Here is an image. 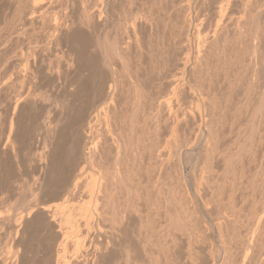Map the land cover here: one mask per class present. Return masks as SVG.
Wrapping results in <instances>:
<instances>
[{"label": "rangeland", "instance_id": "374dc122", "mask_svg": "<svg viewBox=\"0 0 264 264\" xmlns=\"http://www.w3.org/2000/svg\"><path fill=\"white\" fill-rule=\"evenodd\" d=\"M32 1L33 0H31V1L30 0H21V2H19V0H18V2H17L16 0H12V1L11 0H0V28H1L0 29V50H1L0 51V76H1L0 77V134H2V135H0V191H1L0 192V200L2 199L1 197H3V199H2L3 201L2 200L0 201V202H2V203H0V211L2 212V215H1L2 217H4V216L6 217L7 216L6 217V221H8V222L11 221L10 222L11 224L10 223L7 224V222L5 221V219L3 220V218L1 217L2 220H0V224H2V226L0 225V229H3V230H1L2 233L0 231V234H1L0 235V238L2 237L1 240H0V246H1L0 247L1 248L0 249V252H2V253L4 252L5 253V251H7V249L10 250V248H12V242H11L12 241V238L10 237V234L12 235L13 232L11 233L10 231L14 228V224L19 223V220L18 221L16 220L17 222L13 223L14 221L12 220V218L10 216L13 217V216L16 215L17 217L15 216L14 218L17 219L18 218V213L21 212L22 209H23V211L21 213L22 214L25 213L24 211H27V209L29 207L28 205H30L29 204L30 203V200L35 196V192L33 190L34 189V186H35V184L38 181L39 174H41V172H42V169L41 168L43 167V165H45L48 162V159L46 157L47 156L46 154H47V151L49 149V145L47 144V139H46L47 137L46 136H48L49 135V131L51 132V130L54 129L55 127H58V129L60 128L59 130L61 132L63 131L61 133V136L59 137V139L58 138L56 139L57 140L56 141L57 152H56V157H55V161H56L55 164L57 165V169L59 170V171L58 170L57 171H58V173L60 172L59 173V176H61V179H63L62 181H64V183H67L68 182L67 184H69L70 186H72V188H73L74 182L75 181H78L79 189H78V186H77L78 191L76 189L75 195L72 198H71V196L69 194L68 195L66 194V197L65 196H62L61 197V198L65 197L64 198L65 200L59 198V200L57 199V200H53V201L59 202L60 203V207H61V204H62L61 202H63V201L64 202L65 201H69V202L63 203V205L65 204L64 206L66 207V209L64 208L63 210L66 211L65 213H67V212L70 213L69 211H70V207H71V213L70 214H71V216L73 214V216L75 218L72 216L71 217L72 220L70 218V220H71L70 223L69 222L66 223V222H63V221L62 222L58 221V220H60V218H62V216H63L62 213L64 212L63 211L60 214L59 211L61 209H59V211H58L59 214L57 213V216H56L57 220H55V222H57V223H53V225H52V227H51L50 230L49 229L48 230L47 229H42L40 226H36V225L33 226V228L32 227L29 228V227H26V225L24 223L20 224V225L24 226V227H22V229L25 228V227L28 228V229L25 228V230H23V233H24L23 234L24 235V246L23 247L26 249L25 250L26 253H25V256H24L23 261H20L19 260L20 262L17 261L18 263L15 262L16 264H42V263L45 264L43 261H45L46 258L50 260V261H48V264L49 263L52 264L56 259L58 260V258L56 256L58 255V257H59V254H60L61 250L62 251L64 250L63 248H65L64 251H67L65 253H68L69 250L71 252H73V249H74V248L72 249V246L74 247V243L73 242H75L77 239H79V240H82V239L83 240H91V242L93 243V245H95L97 243L95 245L96 248L97 247L103 248V246H104V248L105 247L107 248V249L105 248L106 251H109V252H113L114 251V259H116L115 261H117V264H124L125 259H124L123 254L121 255V253L123 251L121 250V248H119V246L121 247V245L122 246H126V245H129L131 243H135V242H137V239H140V240H144V239H153V240H155L156 239L158 241H162L163 240L162 238L165 237V235H166V233L165 234H162V232H166V231L160 232L161 233V235H160L158 229L161 228V226H162L161 224H163L162 221L164 220L163 222H165V220L167 219L166 213L163 214V212H164L163 204L160 202V204L158 205L159 208H158V210L156 212L153 209H150L151 207L147 206L145 204V201L143 199L140 200V201H137V195H135V193H136V188H135L136 187L135 186L136 185V182H141L140 185H139V187H138V188H140V189H138V191L140 190L141 193L143 192L142 193V194H144L143 197L145 196V193H146L145 190L146 189H144V188H145V181H146V178H147L146 177V174H147L146 173V171H147L146 167L148 166V163H156V165H157V163L160 164L161 161H162V163L160 165L159 164L157 165V168H159V169L162 168L161 170L156 169V170H158V172L155 170L152 173L151 172H148V173L151 175V177H154V176L155 177L156 176L160 177L159 180L160 181L163 180L162 182L165 183L166 186L169 185V184L171 185V187L168 186L167 188L171 192V193L170 192L169 193H170V195H172L171 196L172 199L174 198L173 201L174 202L176 201V203H178V204H176L177 205V208H178L177 209L178 212L179 211L185 212V213H182L183 215H186V213H189V215H188L189 217H191V216L194 217L195 214H199L200 212H203L204 211L203 212L204 215H205L204 217H206V218L204 219V217H203V219H204L203 220V226H204V228L206 230H203L204 228L202 226V233L205 232L204 234L206 236L203 234L202 237H204L206 239V241L205 240L204 241L202 240L203 244H202V251H201V253L203 254L204 257L206 256L205 259H206V263L207 264H211L209 262L212 261L215 258L214 256L217 254L218 251H220L221 254H224V253L226 254L227 251H228L227 255L229 257H230V255L232 253L233 256L232 255L231 256L233 258H234V256L238 257L237 260H236V257L234 258V261L231 260L232 262L237 261V263L235 262V263H232V264H238L240 262L239 261L240 258H243V256L245 255V252L243 253V251L246 250V254H251V252H252L251 249H250V251H248L249 248L247 247V243L243 242L244 240L246 241V239H245L246 237L249 238L251 235H252L251 238H249L246 242H248V241H250L252 239L251 242L252 241L257 242V240L258 241L263 240V241H260V242H263L264 243V230H263L264 229V222H263L264 221V211H262L263 210V207H264V200H260V202H261L262 205H260V202L257 203V201H259V199H262L264 197L263 196L264 195L263 194L264 193V189H263L264 186H262V185H264L263 184L264 183L263 182V180H264L263 178L264 177L262 175H260V173H259V172L262 171L261 169L264 166V164H263L264 163V160H263L264 159V153H263L264 152V150H263L264 149V128H263L264 127V83H263L264 82V76H263L264 75V60L263 59L264 58H261V57H264V54H263L264 53V51H263V49H264V42H263L264 41V37H263L264 36V0H227V1L226 0H207V1L203 0L204 2L201 1V0H181L182 3L184 1H186V3L184 5H186L187 8H183L182 10H179L177 12V14L175 12H176V10H178V8L174 11L175 17L178 20L174 17V13H173V16L172 17L175 18L177 20V22H179L180 21V18H178V17H180V16L187 15V17L189 16L188 17L189 18L188 20H190V16H192L193 17V18L191 17V20L192 21H189L191 24H194L196 22L198 23L199 21H195L194 22V20H193L195 18L197 20V18H198V20H202L203 21L202 23L204 24V26H203V24H202V26H203V29L205 30L204 31V30L200 29L201 30L200 33L203 32V35H205V36H203L202 34H200L197 37L194 34V36H196L197 39L198 38L200 39V40L198 39L200 42L199 41L198 42H195L196 41V40L194 41V38L195 37L193 36V34H190L189 33L190 36H188V39H189V41L187 42L188 45L185 44V45H187V47L189 48V50H188V48L185 49V46H182V43H180V41H179L180 44L178 43V41H177L178 38H176V40H174V42H171V40L168 39L169 36L167 38L164 37V36H162V35H165V34H168V33L167 32L164 33V34L162 33L163 31H161L162 30L161 29V25H158V28H157V30L158 29H161V30L156 31V32H158L157 34L155 32L154 34H152L149 37V35H150V28L147 25L146 26L143 25V22H142L141 19H137L136 20V24H138V25H136L135 28H134L137 34L138 33L139 34L141 33L140 35L138 34V36L140 38L138 36H136L137 39L135 38V32L133 31V29L131 30L130 27H129V25L131 26V24L129 22V19L132 18L133 14H135L133 12H132L133 14L130 13L131 10L133 9L132 11L136 12L138 10L136 8H139V6L143 5V2H139L140 0H137L138 2L135 1V0H134V2L132 0H130V1L127 0L128 2H126V0H124L125 3H128L126 5L127 6L129 5V7H127L125 5V3L123 2V0H111V1L109 0L110 1V5L108 4L109 6H107V8H109L107 10L108 13L107 12L105 13L107 16L105 14H103L106 17L107 22L105 24H103V25H102V23H99L100 22V19L103 22V20H102L103 18L102 17H100V18H99V16L98 17L97 16L95 17V18H97L99 20V22L97 20H95L94 17H92V19L94 18V21H92V19H90L91 21H88V18L86 17L88 13H85L84 14V12H86L87 9H89V11L92 13L91 10H93V6H94V4H92V3H94L93 0H91V1L90 0H54V1L52 0L53 2L51 0H38V1L37 0H34V1H36V2H34V4L36 3L37 6L36 5H33V2ZM142 1H146V0H142ZM147 1L145 2V4L143 6H141V9L139 8V10L136 13H139V11L143 9V7L146 8L147 3H148V5H150L149 2H152L153 0H151V1L149 0V2H147ZM164 1L167 2V0H164ZM178 1L179 0H177L175 3L176 4L179 3V2L181 3V1H179V2ZM188 1H189V3H188ZM37 2L39 3L40 7L38 6V3ZM131 2H132V6H131V4H129ZM158 2H157V4H160L161 0H160L159 3ZM219 2L222 3V4H223V2H226L225 4H227L226 14L227 13L228 14H227L226 17H227L228 20L225 18L226 19L225 22H227V23L225 24V29L226 30L224 29L226 32H224L222 30L226 34H224L222 31L220 32V35L222 37L220 38L218 36L220 38V40L217 38V40H219V42L218 41L214 42V40H210L209 41V44H210V47L211 48L210 47H208V48L206 47V46H209L207 43H206L207 45L204 44L203 48L205 47L204 48L206 50L205 51V50H203V48H199V47H201L203 45V43H202L201 40H204L205 38H208V36H209V38L211 37V35H208V34H210L209 33L210 32V29H212V27L214 26V24L217 21V18H218V16H217V14H218L217 13L218 12L217 6L220 5ZM140 3H142V4L139 5ZM153 3L155 4V6L157 5L154 1H153ZM153 3H151L152 4L151 5L152 8H151V6H148V8H146V11H144V10L143 11L144 12H147V9H150V10H154L155 9L156 10L157 6H159V8H157V9H159L158 11H161V8L160 7L162 6V8H163L165 6V5L164 6L163 5H157L156 8H154L153 7V5H154ZM23 4H24V7H23ZM90 4L93 5V6H91ZM161 4H165L163 2V0H162ZM25 5L28 8H32V9H33V7L31 5H33L34 7L36 6V7H35V9L32 10V9H28ZM14 6L16 7V9H15ZM17 6H19V8ZM228 6H229V8H228ZM22 7L24 8V10H23ZM47 7H49V8H47ZM122 7H123V9H122ZM42 8H44V9H42ZM130 8H132V9L130 10ZM11 9H12V11H11ZM38 9L40 10L41 13L39 12ZM125 9H126V11H125ZM17 10H19L20 13H22V14L18 13ZM22 10L25 12L26 15L24 14V12ZM36 10H37V14L39 16L36 14V12H35ZM42 10L43 11L45 10L44 14H42V12H43ZM129 10H130V12H129ZM188 10H189V12H188ZM14 11L17 12L18 15L20 14L22 17L21 16L18 17L17 13L15 15L14 14L15 13ZM32 11L35 12L36 15L33 13V15L30 16V14H31ZM26 12H30V13L28 14ZM185 12L186 13L188 12V13L185 14ZM12 13L15 15V17H14V15H12ZM158 13L160 14V12H158ZM40 14H42L41 17H40ZM109 14H110V16H109ZM24 15H25V17H23ZM28 15L31 18L33 16V18L31 19L30 17H28ZM34 15L36 17H39V18L38 19L35 18ZM88 15H91V14L89 13ZM42 16H43V18H42ZM83 16H85V18ZM124 16H125V19H127V18H129V19L125 20L124 19ZM128 16H131V17H128ZM198 16H201V17H198ZM18 18H19V20H18ZM120 18L123 19V20H121ZM238 18H240V19H238ZM21 19L23 21H21ZM175 19H174V21L172 20L173 24L174 25L175 24L176 25L179 24V23H175L176 22ZM15 20H18V22L15 21ZM138 20L139 21L141 20L140 21L141 23H139ZM237 20L238 21L240 20V21L238 22ZM122 21H123V23H122ZM126 21L129 22L128 23L129 24L128 26L126 25L127 24ZM137 21H138V23H137ZM86 22H88V23H86ZM96 22H98V23H96ZM232 22H236V23H232ZM23 23H24V25H23ZM94 23H96V24H94ZM246 23H248V24H246ZM25 24H27V25H25ZM233 24H236V27ZM17 25H18V27H16ZM94 25H95V27H93ZM139 25H141L142 27H139ZM205 25H207V26H205ZM210 25H211V27H210ZM237 25L238 26L242 25V26H240L242 29L241 28L240 29L242 31L244 30L246 32L249 30L250 33L253 32V31H255L256 28L259 29V33H260L259 36H258L259 38H258V40L257 39L255 40V42L257 41L256 43L258 44V47L260 48V50H258V52H257L258 53V56H256L259 63L257 62V60H255L257 63L255 61H254L255 63L252 62V64H253L252 66L253 67H251V68H254V69H252V71L249 70L250 68L247 69V64L249 62L246 61V60H249L248 58H249L250 54L248 56L247 51L244 50V49H247V50L249 49L248 42L250 41V39H249V37H247L249 34L247 36L245 35L247 38L246 37H243L244 34L242 35V38L245 41L241 40L242 38L239 39V40L243 41L242 42L243 44L240 41L239 46H240V48H242V50H244L245 53L242 54L239 51V50H241V49H239V47L237 48V46H235V44H231V43H237V42H239V40H237V42H232V41H235V39L232 36H234V33L233 32L235 31V28L238 29ZM32 26H33V28H32ZM159 26H160V28H159ZM226 26H228V27H226ZM244 26H246V28ZM97 27H99V29H96ZM116 28H117V30H116ZM174 28H175V26H174ZM95 29H96V31L98 30V33L97 34L102 35V36H100L102 40H104V41L106 40L108 42L116 41L117 51L120 52V50H121V53H122V50L123 49H124L123 50L124 52L126 51L125 53L123 52V54H124L123 56H125V58H123L124 59V62H127L128 61L127 63H125V64H127V66L124 65L125 68H124V66H120L119 65V63L121 62V59L119 60L118 57H114L115 55H113L112 53H109V50H108V56H106V58H107L106 60H107V64H108V70H107V68H104V67L102 68V66L100 65V61H99L101 59L100 58L101 56H99L100 54L98 53L99 51L97 50L98 47H97L96 39L94 41H91L96 36H98L95 33L96 32ZM126 29H129V30H126ZM137 29H138V31H137ZM178 29H179V27H177V29L175 30V32L177 31L176 33L173 31L176 35L178 34ZM206 29H207L208 33H207ZM65 30H67V32ZM72 30H74V31H72ZM131 31H132V33H131ZM146 31H147V34H145ZM49 33H50V35H49ZM123 33H125V34L122 35ZM133 34H134V37H133ZM158 34H160L161 36L158 35ZM165 36H167V35H165ZM190 37H191V39H192V37H194L193 40H191ZM142 39L144 41H142ZM121 40L123 41L122 43H121ZM126 40H127V44L124 43V41L126 42ZM131 40H133V41H131ZM134 40L137 41V42H135ZM138 40H140V41H138ZM147 41H149L150 43L147 42ZM175 41H177V43H175ZM211 41L214 42L213 45H215V46H216V43L218 42L217 43V46L218 45L219 46L218 47L217 46L215 47V46L211 45V43H212ZM134 42L137 43L138 45L135 44ZM138 42H140V43H138ZM123 43H124V45H123ZM169 43L171 45H167ZM172 43H174L175 45H177V47L176 46H173L174 44H172ZM197 43H198V46H197ZM200 43H202V45ZM227 43H228V45H226ZM26 45H28V46L26 47ZM121 45L122 46H126L127 45V47L126 48L125 47L123 48ZM157 45H159V46H157ZM233 45L236 47V49L238 51V53H236L237 55H235L236 49L234 48ZM237 45H238V43H237ZM39 46L41 48H39ZM92 46H95V47H92ZM145 46H146V48H145ZM195 46H197L196 48H198V51L199 52L201 51L200 53H203L204 52V54H203V58L204 59H205L204 55L205 56L207 55L206 56L207 57L206 58L207 61L206 60H203V58H202L203 61L200 62L201 64H193V61H191V60H194L195 52H197V50H195ZM118 47L121 48V49L118 50L119 49ZM137 47L138 48L140 47V48L138 49ZM147 47H148V49H147ZM164 47H165V49H164ZM167 47H168V49H167ZM178 47H179V49H178ZM129 48H130V51L132 50L131 52L129 51ZM135 48H137V49H135ZM216 48H218V49H216ZM221 48H223V49H221ZM29 49H30V52L28 51ZM200 49H202L203 51L200 50ZM20 50L23 51V52L22 53L19 52ZM95 50H97V51H95ZM187 50L190 53L189 54L190 56H188V53H187V57H189L191 60H189V58H188V62L189 63L186 62V64L183 65L184 62H182V60L185 59V58H183L185 56V54L183 55V52H186ZM207 50H208V52H207ZM216 50L219 53H217ZM218 50H220V51H218ZM161 51H163V52H161ZM180 51H182V52H180ZM74 52H75V54H74ZM239 52H240V58H245V59L242 60L245 64L244 63L243 64L241 63V61H240L241 59L238 57ZM250 52L251 51H249V53ZM260 52H261V54H259ZM29 53H30V55H29ZM134 53H135V56H134ZM140 53L143 54V55H141ZM170 53H171V55H170ZM173 53H175V54H173ZM212 53H214V54H212ZM218 54H219V56H218ZM110 55L111 56L113 55L112 57L115 58V59H117V60L113 59ZM174 55H177V56L175 57ZM222 55H224V56L221 57ZM241 55H243V57ZM260 55H262V56L260 57ZM14 56H16V58ZM17 56H18V58H17ZM28 56H29V58H28ZM97 56L99 57V59H98ZM158 56H160L162 58V60ZM246 56H248V57H246ZM173 57H174V59H173ZM235 57H236V59H235ZM237 57L240 60H238ZM12 58H15V59H12ZM153 58H155V59H153ZM176 58H178V59H176ZM181 58H183V59H181ZM222 58H224L225 60L222 59ZM227 58H228V60H227ZM258 58L261 59V61H259ZM24 59H26V61ZM123 59H122V62H123ZM215 59H217V60L215 61ZM96 60H98V61H96ZM118 60L120 62H118ZM221 60L225 61V64L223 63V61L221 62ZM262 60H263V62H262ZM162 61L163 62L165 61L164 63L168 62V63H166V67L164 66L165 64L162 63ZM183 61H185V60H183ZM238 61H240V62H238ZM55 62H57V63H55ZM96 62H99L98 63L99 65L98 64L96 65ZM191 62H192V64H190ZM202 62L203 63L206 62V63L205 64H202ZM180 63H182V65H180ZM222 63H223V65H222ZM120 64H122V63H120ZM237 64L238 65H243V67L241 66L242 69H240L239 68L240 66L238 67ZM170 65H171V67H170ZM190 65H192V67L194 66L195 68L194 67L192 68ZM177 66H179V67H177ZM214 66H216V67H214ZM222 66H224V67H222ZM227 66L230 69H228ZM25 67H27V68H25ZM182 67L184 68V72L182 71V69H183ZM198 67H200V68H198ZM219 67H220V69H219ZM221 67L224 68L225 71L222 70ZM236 67L239 68V70H242V71L244 70L245 72H241V71L239 72V70H238L237 72H239L240 74L239 73L236 74V71H235L236 70L235 69ZM1 68H2V70H1ZM156 69L158 70V72H157ZM174 69H175V71H174ZM195 69H196V71H195ZM12 70L13 71L20 70L21 73L24 75L23 76V80H25V81H23V84H22V81H20V80H22L21 79L22 76H21L20 79L15 80L14 81V87H13L14 89H12V79L8 80L9 78H12ZM167 70H169L170 73ZM166 71H167V75H166ZM222 71L225 72L226 74L223 73ZM87 72H89V73H87ZM171 73H173L172 76L174 75L173 78H172V76L169 75ZM260 73H261V75H260ZM90 74L92 76H90ZM235 74L237 75V77L234 76ZM254 74H255V76H254ZM162 75L166 79H167V77L170 76L171 77V81L168 80V79H167L168 80L167 81L166 79H164L162 77ZM238 75H239V77H238ZM130 76H131V78H130ZM156 76H157V78H156ZM3 77L7 80V83H5L6 80ZM170 77H169V79H170ZM175 77L178 78V79H176ZM28 78H29V80H28ZM152 78H153V80H152ZM155 79H157V80H155ZM161 79H164V80H161ZM247 79H250V80H247ZM2 80L3 81L5 80V82H3L1 84ZM114 80H115V82H114ZM148 80H149V82H148ZM158 80H159V82L161 80L162 83L160 84L158 82ZM16 81L17 82L19 81V82L17 83ZM131 81L135 82L138 85V87H140L141 91L143 89L142 93L144 91L145 92L147 91V93H145V92L143 93L144 94L143 97L146 98V99L143 98L141 100V102L138 103V104H140V106L137 104L136 100H133V96L130 93L131 92V90H130L131 86H129V85H130V82ZM26 82H27V84H26ZM251 82H252V84H251ZM155 83H157L159 85L157 86V84L155 85ZM8 84L10 85V87H9ZM114 84H116V87H115ZM23 85H24V88L27 89L26 91H30L31 90L33 95L31 94L32 95L31 96L32 98H28L24 102L22 101L23 106L21 108V111L19 112L20 113V116H21V117L19 116V123L21 125L22 132L20 133V136H19L20 139H19V141L16 142V143H14L13 144V147L14 148H12V146H11L12 143L10 145V143H8L9 140L7 139L8 138V133H9L8 132L9 131V126L10 125L12 126V124H11L12 123V121H11L12 120V111H11L12 110L11 109L12 108V106H11L12 103L11 102L13 100L15 101V100L18 99L17 98V95H15V93L17 91H19L20 89L23 91ZM117 85H119V86H117ZM246 85H248V86H246ZM19 86H20V88H19ZM108 86H110V87H108ZM155 86H157V87H155ZM170 86L171 87L176 86L177 89H178V90L177 89L175 90L176 93L170 89L172 91V93H171L172 96L170 95V90H168L170 88ZM27 87H29V88H27ZM112 87H115L116 88L114 90V92H113V93H116V94H113V95L110 96L109 94L113 91L112 90L113 89ZM120 87H122V88H120ZM153 87H154V89H156L155 91H153L154 90ZM15 88H17L18 90L15 89ZM107 88H109V89H107ZM148 88H150V91H149ZM127 90H128V92H127ZM152 92H154V93H152ZM159 92L161 94L166 93V94L161 95L162 97L164 96L165 98H167L165 95H170V97L172 99H174L173 100V107H175V108H173V109L174 110L175 109L177 110V111L175 110V113H177L176 116L179 118V119L177 118V120H179V122L176 121V124L177 125L175 124V126H174L176 129L174 128L175 131L173 130L172 133H169V130L171 131V128H170L171 124L168 123V122H166V121H163V120H165L163 118V116L166 115V110H163L162 109L163 110V111L161 110L162 113L160 111V114H158L159 116L157 118V116H155V115L154 116H151V115H153L152 113L154 111L149 106L150 104H145V103H147V101L149 99V96L151 97V93H152V96H155V95H159ZM129 93H130V95L128 97V94ZM148 93H150V94L147 95ZM260 93H262L261 94L262 96L259 95ZM175 95H177V96H175ZM33 96L36 97V98H34ZM113 97H114V99H113ZM131 97H132V99H131ZM209 97L211 99H209ZM9 98H11V99H9ZM168 98H169V96H168ZM179 98H180V100H179ZM259 98H260L261 101H259ZM33 99H34V101H33ZM205 99H207V101ZM10 100H12V101H10ZM28 100L31 101V102H29ZM208 100H212L210 102L216 103L215 106L212 105L213 103L210 104ZM65 101H66V103H65ZM27 102H28V104H27ZM54 102H55L56 105L54 104ZM134 103L137 104V105H135ZM179 103L180 104L182 103L181 106L184 107V109H182V107L179 105ZM122 104H124V105H122ZM141 104H143V105H141ZM145 105H146V107H145ZM135 106L137 107V109H136ZM211 106H213L214 108L212 107L213 108L212 109ZM222 106H224V107H222ZM58 107H60V108H58ZM132 107H134V108H132ZM196 108H197V111H196ZM206 108H207L208 113L206 111ZM100 109H104V110L108 111L107 115L104 116V113H102L103 110L101 111ZM190 109H192V110H190ZM198 109L202 113H204L203 114L204 117H205V114H206V117L205 118L207 120L209 119V122H211L212 125L210 123H208V129L211 130L214 127V129L211 130V133H212V137H213V133L215 134V137H216V138L215 137L213 138L215 140V142H214V149H216L215 150L216 152L213 150V146H212L213 143H211L214 140L212 141V137L211 138H208V135H207L208 129H207V127L205 126L204 128H202V125H196V124H199V121H198L199 114L198 113L200 111ZM223 109H225L226 111L223 110ZM189 110L193 112V114H194L193 117H195V118H193L192 115H190L191 113L189 114ZM203 110H204V112H203ZM254 110H255V112H254ZM182 111H184V112L186 111V112L182 114ZM213 111H214V113H213ZM220 111H221V113H220ZM100 112L103 115H100ZM196 112H198V113H196ZM61 114H63V115L61 116ZM185 114H186V117H184ZM197 114H198V116H197ZM148 115L150 117H148ZM209 115H210V117H212L213 115H215V116H213L212 118H210ZM232 115H233V117H232ZM142 116L145 117L144 120H143V117ZM160 116H162V117H160ZM217 116H219V121H217L218 119H216V118H218ZM146 117H148L149 119L146 118ZM10 118H11V120H10L11 123L9 124L8 122H10L9 121ZM56 118L57 119L58 118H61V120H60L61 122L59 121V123H57V125H56V122H57ZM62 118H64V119H62ZM116 118H118V120ZM155 118H157V122L154 121ZM191 118H193V120ZM102 119H103V121H102ZM212 119H216V120H213V121H217V124L215 122H213ZM146 120H147V122L145 123ZM194 120L196 121V123H195ZM131 121L133 122V125H132V122ZM159 121H161V122H159ZM141 122H143V123H141ZM7 123L9 125H7ZM151 123H154V124H151ZM156 123H157V125H156ZM193 123H195L194 125L196 126L197 129L195 128V126L193 125ZM77 124H79V125L77 126ZM129 124L132 125L133 128L130 127V126H128ZM213 124H214V126H213ZM210 125L213 126V127L211 128ZM73 126H75V127H73ZM197 126H199V127H197ZM215 126H216V128H215ZM153 128H155V130L157 132L156 131H153ZM205 129H207V130L204 131ZM261 129H262V131H261ZM26 130H28V131H26ZM39 130H40V132H39ZM194 130H196L195 133H194ZM197 130H199V132ZM110 131H111V133H110ZM125 131H126V133H125ZM136 131H138V132H136ZM216 131H218V132H216ZM77 132H78V134H77ZM152 132L154 133L153 135H152ZM204 132H206V133H204ZM215 132L217 133V136H216V133ZM142 133H144L145 136ZM173 133H174V135H172ZM200 133H203V134L201 135ZM225 133H226V135H225ZM176 134H177V136H176ZM111 135L114 136V137H112ZM139 135L140 136L143 135L144 137L142 138V136H141L139 138ZM155 135H157V137ZM168 135H172V136H169L168 137ZM30 137H32V138H30ZM111 137L114 138V140H112ZM116 137H117V139L119 137V139L117 140ZM135 137H138V138L135 139ZM171 137H172V140H168L167 139V138L170 139ZM141 138H142V140H141ZM203 138L204 139L207 138L208 141L211 144V147H212L211 151H213V155H210V158L211 159L210 158L206 159V157L204 156L205 152H204V149L202 147H204V144H205V142H206L207 139L204 140ZM5 139L8 140L7 143H6ZM35 139H36V141H35ZM109 139H111L113 142L114 141H117L119 143L121 142L120 144H123V145L126 144L127 146H125V148H127V149H130V146H131V148L134 147L133 148L134 149L133 152H135V154H133V152H132V154L134 156L133 157L134 159L131 158L132 157V154L129 153L128 151L126 153H124V146L123 145H122V154L123 155L121 156V157H123V158H121V161H124L123 162L124 165L125 166H128V167L131 166L132 173L133 172L135 173V174H131V176H134L135 178L132 177V178L128 179V180H130V181L133 182L132 183V182L129 181V184L131 185V187L129 186V189L134 190V192L132 190L129 191V195L131 197L134 195L133 198H130V196H129V198H130L129 202L130 201H136V202H132V204L133 203H136L135 204L136 205L135 207H136L137 211L134 210L135 213H136L135 214V213L132 212V210H133L132 209L128 213V217H129L128 226H126V225L124 226V225H122V224L119 223V214H117V210H116V207H115V206L118 205L119 202H120V207L122 206L121 205V203H122L121 201H123V199L125 198V195H123V199H121L122 197H120L119 194H121L122 192L125 193L126 190L124 192V188L123 189H121L122 187L119 188L120 190L119 191L117 190L116 196L119 197L120 201L118 199L115 200V205H113V207L109 203L107 207L105 206V208H106L105 211L103 210L104 205H101V204H103L105 202V199L99 197V194L100 193H101L100 195L102 196V192L99 191V194H98V192L96 193V191L100 190V187H102V186L98 187L99 185H97V184H100V183L103 182V179H101L102 181L100 180V177H101L100 175L101 174H99L100 170H99L98 166L101 167L102 164L105 163V165H103L102 167L105 166L106 169H108L110 167V170H111V165L112 166L114 165V159H115V157H114L115 155L114 154L116 152H115L114 148L112 147V143L113 142H109ZM155 139L157 141H155ZM217 139H218V142H217ZM254 139H256V140H254ZM83 140H84L85 143L82 142ZM107 140H108L109 143H107ZM137 140H139V141L137 142ZM144 140L146 142H144ZM191 140H192V142H191ZM127 141H129V142L127 143ZM151 141L153 143L156 142L155 144H156V147L158 148L157 150H158V152H160V153L157 152V155L155 156L156 158H153L152 160L150 159L149 152H148V149H147V146L149 148V146L151 144H153ZM166 141H167V144H165ZM28 142H29V144H27ZM92 143H94V144L96 143L97 153L99 152L95 156L96 157L95 158L96 160L93 159V161L95 160V163L92 161L95 165L93 163H91L92 166L93 165L94 166H97V168L94 167V166L93 167L90 166L91 164L89 163V161H87L86 159H83L82 158L83 157L82 151L83 152H86L87 149H85V148L86 147H89V146L92 147L93 146ZM98 143H100V145ZM133 143L134 144H137V147L133 146L134 145ZM141 143L142 144H145V145H142ZM147 143H149L150 145H148ZM228 143L230 144V146H229ZM105 144H107V145H105ZM138 144H139V147H138ZM216 144H217V146H216ZM110 147H112V148L110 150H107ZM103 148H104V150H103L104 152H102V150H101ZM136 148L137 149L139 148V149L136 150ZM143 148H145V149L143 150ZM43 149H44V151H43ZM146 149H147V152H145ZM221 149H223V151H221ZM219 150L221 151V153H219V155H218L217 152ZM251 150L254 151V154L252 153L253 151H251ZM107 151H110V152H107ZM106 152L110 156L107 155ZM136 152L137 153L139 152V155L138 156H136L137 155ZM190 152L193 155H192L190 161L189 162H186L184 160V156L185 155H188L187 153L191 154ZM228 152H230V153H228ZM235 152L237 154H235ZM101 153H103V154H101ZM67 154H68V159H67ZM226 154H228V156H229V154L233 155V156L230 155V158H229L232 161H230L227 157H225V156H227ZM261 154H262V156H261ZM215 155H217V158H215ZM234 155H236V156H234ZM105 156L107 157V160H106ZM28 157H29V159H28ZM124 157H126V158L128 157V159H126ZM157 157H159V159H162V160L161 161L159 160V162H158ZM137 158H139V159H137ZM239 158H240V160H239ZM97 159L98 160L101 159L102 162H100L101 160L98 161ZM129 159H130V161H129ZM223 159H225V160L223 161ZM65 160H67V161L65 162ZM105 160H106L107 163L105 162ZM133 160H136V161L133 162ZM204 160H206L207 162L205 161V163L203 164ZM127 161L129 163H131V164L133 163V166L134 167H132V165L129 164V163L127 164ZM141 161L144 164L141 163V165H140V162ZM148 161H150V162H148ZM166 161H167V163H166ZM227 162H231V163H227ZM39 164H41V165H39ZM143 165L145 167H143ZM224 165L225 166L230 165V166H227L226 167L227 169L228 168L229 169L228 170H225L226 168H225ZM239 165H242V167H240ZM203 167H205V168H203ZM211 167H212V169H211ZM259 168H260L261 171L258 172ZM207 169L210 171V173H209V171ZM222 169H224L225 171H223ZM28 171H29V173H28ZM71 172H73V173H71ZM167 172H169V173H167ZM263 173H264V171H263ZM157 174H159V175H157ZM86 175H89V177L90 178L92 177V179H93V176L92 175H94V177H95V181L96 182L93 179V181H94L95 184H92L93 186L90 187V188L93 189V187L95 185L99 189H97L96 187H94V193L92 192V190L89 191L87 187L85 189L86 183H88L86 181L89 180V177L86 176ZM258 175H260V176H258ZM139 176H140V178H139ZM68 177H69L71 183L69 182ZM136 177H137V179H136ZM200 177H202V178H200ZM76 179H79V180H76ZM138 179H139V181H137ZM260 179H262V183L260 182ZM17 180L18 181H20V180H22V181L24 180L25 181L26 180L25 183L29 184L28 186H30V185L31 186H30V188L27 186L28 187L27 188L28 190L26 189L24 192H22V194L19 193L21 196H17L16 195L15 198L13 197L14 198L13 199L12 196H11L12 195V192L10 194L9 193H6L7 191H5V188L9 187L10 189H12V182L14 181L15 184L17 185L18 184V181ZM93 181H92V183H93ZM207 181H208V183H207ZM32 182H33V184H32ZM182 182H184L185 185ZM181 183L184 186H182ZM259 183H261L260 185L262 186V190L259 189V188H261V186L259 187ZM198 184H200V185H198ZM69 185H68V188L71 190V187H69ZM132 187H134V188H132ZM82 189H84V190H82ZM180 191H181V193H180ZM182 191H183V193L185 192L184 195L182 194ZM212 191H214V192H212ZM260 191H261V193H260ZM4 192H5V194H4ZM31 192H32V194L33 193L34 194L32 195ZM89 192L92 195H89L88 196ZM195 192H197L199 194L200 198L202 197V199H201L202 201L209 202V204L206 203V202L204 203L205 205H204L203 209L199 208V210H201V211H197L198 209L196 210L195 208H192L190 206V205H192V203L189 202V201L192 200V198H193L192 195ZM189 195H190L191 198L189 199V201H187L188 199H186V197L188 198ZM6 196H10V198H8ZM67 196L69 197V199H68ZM182 196H183L184 200H182L183 199ZM215 196L218 197V198H216ZM21 197H22V199H21ZM4 198H5V200H4ZM66 198H67V200H66ZM89 198H90V200H89ZM131 199H133V200H131ZM12 201L14 202V204H13ZM53 201H49V202L51 203ZM90 201H91V204H90ZM94 201H97L98 202L99 205L97 204V206H98V208L100 207L99 209H101V206H103L102 207V210L104 212V215L109 212V214H108L109 217L106 216L105 218H102L101 220H99L98 222H96V225L97 226L95 225V219L94 218H92V220L90 218V220H89V222H91V225H89L88 224L89 222H87L88 213L90 212L89 214L92 213V215H94L93 212H95V209L97 208V207L95 208L97 202L94 203L95 206L94 205L92 206V204H93ZM251 201H253V202H251ZM84 202L85 203L87 202V205L89 203V206H86V204ZM137 202H139V204H137ZM182 202H184L185 204L182 203ZM7 204H8V207L10 205L11 208L6 209V208H8L7 207ZM26 204H27V206H26ZM79 204H80V206H82V204H83V206L84 207L86 206V208L89 207V209L87 211L88 213L85 212V210H87V209H85L83 206H82V208L85 209V210L83 209L84 211L80 208L85 213V215L87 217L84 215V213L82 211H80L81 213L79 212L80 215L78 214V209H79L78 208L79 207L78 205ZM143 204H144V206H143ZM228 204H230V205H228ZM255 204H257V205H255ZM138 205H139V207H137ZM183 205H186V206H183ZM252 205L255 206V207H252ZM76 206H78V207H76ZM180 206H181V208L183 206V209H186V208L187 209L185 211H183V210L180 209ZM12 207H13V211H12ZM92 207H94V208H92ZM111 207H112V209H111ZM141 207H143V208H141ZM145 207L148 209L149 215H148L147 209H145ZM251 207L253 208V210L250 209ZM24 208H26V209L24 210ZM10 209H11V211H10ZM188 210H190V211H188ZM191 210H192V212H191ZM250 210H251V212H250ZM99 211H101V210H99ZM193 211H195L196 213L193 212ZM253 211H255L256 213L255 212L253 213ZM96 212H98V211L96 210ZM143 212H145V213H143ZM260 212H261V214L263 212V214H262V217L263 218L260 215H258V216H260V219H259V217L257 218L259 220L258 221L255 218L257 216H255L254 214L257 215V213H260ZM192 213L193 214L195 213V214L194 215H190ZM251 213H252V215H251ZM81 214H83L84 217H82ZM111 214H114L115 217H114V215H111ZM145 214L148 215V216H146ZM154 214H156L157 216L154 215ZM172 214H174V213H172ZM248 214H250L251 216L248 215ZM152 215H154V218H153ZM158 215H159V217H158ZM19 216H20V213H19ZM140 216H142V217H140ZM188 216L187 215L184 216L185 219L186 218H189ZM225 216H227V218H225ZM110 217L113 218V220H111ZM138 217L140 218V222H142V220L144 219L143 220V223H141L140 225H138V223H139V220H138L139 218ZM149 217H150V219L152 218L150 221H149ZM157 217H158V219H157ZM193 217H191V219ZM85 218H86V221H85ZM93 219H94V221H93ZM145 219H146V221H145ZM73 220H74V222L76 223L77 226H74V227L72 226L73 227L72 228L71 227V225H72L71 222ZM114 220L116 222H118V223L116 224V222ZM113 221H114L115 224L112 223ZM136 221H138V223ZM224 221H227V223L224 224L225 226L222 225ZM74 222H73V224H74ZM146 222H148L147 223L148 226H147ZM204 222H206V224ZM86 223L88 224V228L90 227L89 229H87V224ZM118 224H120V225L118 226ZM144 224H146V226L143 227L144 229L146 227L145 230L141 227ZM152 225H153V228H152ZM158 225H160V227ZM221 225H222V227H221ZM254 225L255 226L257 225V227L259 229H256V227ZM12 226H13V228H12ZM113 226L115 227V229H114ZM216 226H219V227H217L219 229H217ZM54 227H56V228H54ZM57 227L58 228L61 227V228L58 229ZM157 227H158V229H154V228H157ZM220 227H221V230H223L221 232L218 231V230H220ZM225 228H228V229H225ZM76 229H77V231H75ZM149 229L151 231L153 230L152 231L153 233L151 231L149 233ZM178 229H177V231H175V230L174 231L173 230L171 231V234H172L171 236L173 237V234H174L175 235L174 236L175 238H172L171 236H170V238L167 237V236L165 238L166 239H171V238L172 239H176L177 238L176 242L178 243V246L180 247V249H182V248H185V247H183L185 245V241H182V240H184V238L186 239V237H188L187 236L188 235V232L185 229H181L180 228L181 230L180 229L179 230L181 231V233H179L180 231H178ZM7 230L10 232L9 233V236L7 234V232H8ZM38 230H40V231H38ZM183 230L185 232H187L186 235H185V232H183L184 233V235H183V233H182ZM226 230H228V231H226ZM253 230H255V231H253ZM12 231H14V230H12ZM66 231L68 232V234H67ZM116 231H118V232H116ZM193 231L195 232V228H194ZM217 231L219 232V234H217L218 233ZM154 232H155V234H154ZM156 232H157V234H156ZM255 232H256V234L253 235V233H255ZM118 233H119V235H118ZM250 233H251V235H250ZM259 233H261V236H259L260 235ZM48 234H50V236ZM60 234H61V237H60ZM86 234H88V235H86ZM6 235L8 237H10V238H8ZM46 235H48V236H46ZM51 235H53V236H51ZM19 236H20V234H17V237L18 238H19ZM12 237H13V235H12ZM145 237H147V238H145ZM252 237H254V238H252ZM37 238L38 239L40 238V241H38ZM44 239H45V241H44ZM109 239H111V240L114 241L115 247H113V246L110 247V243H108ZM220 239H222L223 241L222 240L220 241ZM242 239H244V240H242ZM62 240L65 241V242H61ZM66 240H67V242H66ZM239 240H241V241H239ZM59 241H60V243H57ZM224 241H227V242H224ZM230 242H232V243H230ZM235 242L238 244V246H237V244L235 245ZM238 242H241V243L243 242V244H240L239 245ZM255 242H252V244L254 243V246L257 243H260V242H257V243H255ZM25 243H26V245H25ZM37 243H38V245H37ZM51 243H52V245H51ZM61 243H64L65 247H63V245H61ZM65 243H67V244H65ZM226 244H227V246H226ZM5 246L6 247H8V246L10 247L11 246V247L10 248L8 247L5 250L4 249V248H6ZM178 246L176 245V247H174L175 249L172 248L173 250H171V252H170L171 255H170L168 251L163 250L165 252L164 253L162 250H159V246H158V248H156L157 246L154 245V246L151 247L152 248L151 251L153 252L152 253L153 255L151 254L152 255L151 258H153V256H154V258L156 260L158 258L159 259H162V262L159 259L157 260L160 263H163L165 256H168V255L172 256V259H174L176 257L175 256L176 254L177 255L180 254V257L182 258L183 255H184L183 253L185 252L186 248H185V250L177 251L179 249ZM210 246H211V248H210ZM215 246L218 247L217 248L218 251L215 249L216 248ZM242 246H244V247L246 246L245 249H243L244 247L242 248ZM223 247H224V249L222 250ZM227 247H230L231 248L230 249L231 252L228 250L229 248H227ZM41 248H42V251H41ZM59 248H60V251H57V250H59ZM114 248H116L117 250H115ZM240 248L243 249V250H241ZM27 249H28V251H27ZM55 249H57V250H55ZM154 249L155 250L157 249V250L154 251ZM224 250L226 252H224ZM235 250H236V252H235ZM172 251H174V252H172ZM247 251H248V253H247ZM71 252H70V254H71ZM117 252H118V254H117ZM167 252H168V254H167ZM222 252H224V253H222ZM234 252L237 255H234ZM55 253L57 255H55ZM214 253H215V255H214ZM52 254H54V255H52ZM160 254H161V256H160ZM162 254L165 255V256H162ZM209 254H210V256H209ZM212 254H213V257L211 256ZM33 256H34V258H32ZM38 256L40 257V259L37 258ZM53 256H55V257L53 258ZM116 256L117 257H121L122 256V259L121 260L123 262L120 260V258H116ZM29 257H31L32 259H30ZM225 257H226V255H225ZM42 258H45V260L42 259ZM146 258L147 257L142 256V259H143L142 260V263L144 261H146V260H147L146 262L149 263L148 262V259H146ZM155 259H154V261H155ZM230 259H232V258L230 257ZM52 260H54V261H52ZM57 260H56V264H58ZM219 260L221 261L222 264L225 263L224 261H226V264H228V263L231 264V262H229V260H228V263H227V260H225L223 258L222 259H218L217 261L219 262ZM222 260H223V262H222ZM29 261H31V263ZM131 261H132V258L129 259V262L128 263L129 264H132ZM251 261H249L248 264H253L254 263V262H251ZM21 262H23V263H21ZM146 262H144V264H147ZM221 263H219V264H221ZM53 264H55V262Z\"/></svg>", "mask_w": 264, "mask_h": 264}, {"label": "bare ground", "instance_id": "6f19581e", "mask_svg": "<svg viewBox=\"0 0 264 264\" xmlns=\"http://www.w3.org/2000/svg\"><path fill=\"white\" fill-rule=\"evenodd\" d=\"M12 1V0H11ZM17 2H18V0H16ZM31 1V0H30ZM38 1V0H37ZM52 1V0H51ZM54 1V0H53ZM52 1V2H53ZM91 1V0H90ZM94 1V3H92V4H94V6L93 5H91V6H93V10H91L92 11V13L89 11V9H87V11L86 12H84V14L85 13H90L91 15H88L87 14V18H88V21H91L90 19H92V17H98L99 16V18L100 17H102L103 19V22L101 21V19H100V22H99V20L97 19V18H95V20H97L99 23H102V25L103 24H105L106 22H107V19H106V17L103 15V14H105L106 12H107V10L109 9V8H107V6H109L110 5V1L109 0H93ZM130 1V0H129ZM133 2H134V0H132ZM135 1H137V0H135ZM147 1V0H146ZM146 1H142V0H140L139 2H143V5L145 4V2ZM151 1V0H150ZM156 4H157V2L159 1L160 2V0H153ZM153 1L152 2H149V0L147 1V2H149L150 3V5H148V3H147V6H146V8H148V6H151L152 4L151 3H153ZM177 0H167V2L166 1H164L163 0V2L165 3V4H161V2H162V0H161V2H160V4H157V5H165L163 8H162V6L160 7L161 8V11H158L159 9H157V8H159V6H157V8H156V6H155V4L153 5V7L154 8H156V10L154 9V10H150V9H147V12H144V11H146V8L145 7H143V9L142 10H140L139 11V13H136L138 10H139V8L141 9V6H143V5H141L142 3H140L139 5H141V6H139V8H136V9H138L136 12H134V11H132L133 9L132 8H130V10H131V12H130V10H129V12L130 13H135V14H133V16H132V18H127V19H129V22H130V24H131V26L128 24L129 22H127L126 21V25L128 26L129 25V27H130V29L132 30L133 29V31L135 32V38L137 39V37L136 36H138V34L136 33V31H135V26L136 25H138V24H136V20L137 19H141L142 20V22H143V25H147V26H149V28H150V35H149V37L152 35V34H154L156 31H158V30H161V31H163L162 33L164 34V33H168V34H165V35H167V36H165V35H162V36H164V37H168V39L169 40H171V42H174V40H176V38H178V43H179V41H180V43H182V46H185V49H187L188 47H187V45H188V41H189V39H188V36H190L189 35V33L190 34H193V36H194V34L198 37L200 34H202L203 35V32L202 33H200L201 32V30L200 29H202V30H204L203 29V26H204V24L202 23L203 21L202 20H198V18H197V20H196V18L195 19H193L194 20V22L195 21H199L198 23L196 22V23H194V24H191L189 21H192L191 20V17L192 16H190V20H188L189 18V16L187 17V15H183V16H180V17H178V18H180V21L179 22H177V18L175 17V13L177 14V12L179 11V10H182L183 8H187V6L186 5H184L185 3H186V1H184L183 3H182V1L181 0H179V1H181V3L179 2V3H175ZM201 1H203V0H201ZM205 1H207V0H205ZM227 1V0H226ZM19 2H21V0H19ZM33 2V5H36V3L34 4V2H36V1H32ZM42 2V1H41ZM51 2V3H52ZM123 2H124V0H123ZM122 2V3H123ZM126 2H128L127 0H126ZM138 2V1H137ZM158 2V3H159ZM204 2V1H203ZM202 2V3H203ZM221 2V1H220ZM219 2V6H217V8H218V14H217V16H218V18H217V21H216V23L214 24V26L212 27V29H210V34H208V35H211V37L209 38V36H208V38H205L204 40H201L202 41V43H203V45H202V43H200L202 46L201 47H199V48H203V46H204V44H208L209 46H206L207 48L208 47H210V44H209V41L210 40H214V42H216V41H218L219 42V40H220V38L222 37L221 35H220V32L223 30L224 32H226L225 30V24L227 23V22H225V20L227 19V14H226V10H227V4H225L226 2H223V4L222 3H220ZM230 2V1H229ZM38 3V2H37ZM125 3V2H124ZM188 3H189V1H188ZM192 3V2H191ZM247 3V2H246ZM19 4V3H18ZM43 4V3H42ZM109 4V5H108ZM126 4H128V3H125V5ZM129 4H131V6H132V2L131 3H129ZM137 4V3H136ZM225 4V5H224ZM29 5V4H28ZM33 5H31L32 7H33V9H35V7L37 6H33ZM52 5V4H51ZM188 5V4H187ZM190 5V4H189ZM229 5V4H228ZM16 6V5H15ZM14 6V7H15ZM26 6V5H25ZM38 6L40 7V5H39V3H38ZM49 6V5H48ZM55 6V5H54ZM86 6V5H85ZM127 6V5H126ZM134 6V5H133ZM138 6V5H137ZM185 6V7H184ZM226 6V7H225ZM13 7V6H12ZM18 8H19V6H17ZM23 7H24V4H23ZM22 7V8H23ZM27 7V6H26ZM42 7V6H41ZM87 7V6H86ZM90 7V6H89ZM120 7V6H119ZM127 7H129V5L127 6ZM135 7V6H134ZM190 7V6H189ZM194 7V6H193ZM21 8V7H20ZM28 8V7H27ZM26 8V9H27ZM47 8H49V7H47ZM52 8V7H51ZM151 8H152V6H151ZM178 8V10H176ZM191 8V7H190ZM228 8H229V6H228ZM15 9H16V7H15ZM28 9H32V8H28ZM32 9V10H33ZM42 9H44V8H42ZM85 9V10H86ZM122 9H123V7H122ZM129 9V8H128ZM135 9V8H134ZM135 9V10H136ZM20 10V9H19ZM19 10H17V12L18 13H20V11ZM23 10H24V8H23ZM22 10V11H23ZM39 10V9H38ZM61 10V9H60ZM83 10V9H82ZM144 10V11H143ZM176 10V12L174 13V11ZM190 10V9H189ZM189 10H188V12H189ZM11 11H12V9H11ZM28 11V10H27ZM43 11V10H42ZM125 11H126V9H125ZM154 11V12H153ZM15 12V11H14ZM13 12V13H14ZM17 12H15L14 14L16 15V13ZM24 12V11H23ZM36 12V14H37V10L35 11ZM35 12H31V14H30V16L31 15H33V13L35 14ZM39 12H40V10H39ZM44 12H45V10L42 12V14H44ZM158 12H160V14L158 13ZM187 12V13H188ZM12 13V15H14ZM18 13H17V15H18ZM26 13H30V12H26ZM41 13V12H40ZM59 13V12H58ZM57 13V14H58ZM108 13V12H107ZM127 13V12H126ZM173 13H174V17L177 19H175V18H173L172 16H173ZM186 12H185V14H187ZM20 14H22V13H20ZM18 15V17L19 16H21V15ZM24 14H25V12H24ZM35 14V15H36ZM42 14H40V17H41V15ZM124 14V13H123ZM191 14V13H190ZM189 14V15H190ZM200 14V13H199ZM226 14V15H225ZM15 15H14V17H15ZM26 15V14H25ZM25 15L23 16V17H25ZM34 15V17L35 18H39V17H36ZM38 15V14H37ZM106 15V14H105ZM125 15V14H124ZM6 16V15H5ZM29 15H28V17H30ZM39 16V15H38ZM46 16V15H45ZM85 16H83L84 18H85ZM91 18H90V17ZM107 16V15H106ZM109 16H110V14H109ZM121 16V15H120ZM119 16V17H120ZM131 16H128V17H131ZM13 17V16H12ZM22 17V16H21ZM51 17V16H50ZM197 17V16H196ZM198 17H201V16H198ZM31 18V17H30ZM32 18H33V16H32ZM31 18V19H32ZM34 18V19H35ZM42 18H43V16H42ZM59 18V17H58ZM94 18L92 19V21H94ZM193 18V17H192ZM226 18V19H225ZM242 18V17H241ZM16 19V18H15ZM28 19V18H27ZM30 19V20H31ZM50 19V18H49ZM83 19V18H82ZM110 19V18H109ZM117 19V18H116ZM121 19V18H120ZM124 19H125V16H124ZM127 19H125V20H127ZM174 19H175V23H179V24H173V22H172V20L174 21ZM201 19V18H200ZM238 19H240V18H238ZM14 20V19H13ZM12 20V21H13ZM18 20H19V18H18ZM18 20H15V21H17L18 22ZM36 20V19H35ZM59 20V19H58ZM118 20V19H117ZM121 20H123V19H121ZM140 20V21H141ZM206 20V19H205ZM204 20V21H205ZM228 20V19H227ZM230 20V19H229ZM21 21H23L22 19H21ZM26 21V20H25ZM55 21V20H54ZM84 21V20H83ZM139 21V20H138ZM138 21H137V23H138ZM139 21V23H141ZM238 21V20H237ZM240 21V20H239ZM238 21V22H239ZM33 22V21H32ZM38 22V21H37ZM53 22V21H52ZM59 22V21H58ZM57 22V23H58ZM98 22H96V23H98ZM110 22V21H109ZM160 22V23H159ZM16 23V22H15ZM36 23V22H35ZM86 23H88V22H86ZM93 23V22H92ZM96 23H94V24H96ZM117 23V22H116ZM122 23H123V21H122ZM232 23H236V22H232ZM22 24V23H21ZM46 24V23H45ZM56 24V23H55ZM75 24V23H74ZM78 24V23H77ZM202 24H203V26H202ZM240 24V23H239ZM243 24V23H242ZM246 24H248V23H246ZM23 25H24V23H23ZM25 25H27V24H25ZM71 25V24H70ZM99 25V24H98ZM119 25V24H118ZM117 25V26H118ZM125 25V26H126ZM142 25V24H141ZM141 25H139V27H142ZM158 25H161V29H158L157 30V28H158ZM233 25H235V27H236V24H233ZM20 26V25H19ZM100 26V25H99ZM120 26V25H119ZM122 26V25H121ZM174 26H175V28H174ZM205 26H207V25H205ZM240 26H242V25H240ZM240 26H238L237 25V27H238V29L237 28H235V31L233 32L234 33V36H232L234 39H235V41H232V42H237V40H239V39H241L242 38V35L244 34V36L243 37H246L248 34V36L247 37H249V39H250V41L248 42V46H249V51H251L250 53H249V51L247 50V49H244L245 51H247V54H248V56H249V54H250V56H249V60H246L247 62H249L248 64H247V69L248 68H250L249 70L250 71H252V69H254V68H251V67H253L252 65V62H254L255 60H257V57L256 56H258V50H260V48L258 47V44L255 42V40L257 39L258 40V36H259V29H255V31H253V32H249V30L246 32V31H242L241 29V27ZM16 27H18V25L16 26ZM39 27V26H38ZM72 27V26H71ZM74 27V26H73ZM80 27V26H79ZM93 27H95V25L93 26ZM138 27V26H137ZM177 27H179V29H178V34L176 35L175 33L177 32H175V30L177 29ZM202 27V28H201ZM210 27H211V25H210ZM226 27H228V26H226ZM245 28H246V26H244ZM27 28V27H26ZM32 28H33V26H32ZM122 28V27H121ZM128 28V27H127ZM144 28V27H143ZM159 28H160V26H159ZM241 28V29H240ZM1 29V28H0ZM59 29V28H58ZM70 29V28H69ZM79 29V28H78ZM96 29H99V27H97ZM96 29H95V31H96ZM141 29V28H140ZM146 29V28H145ZM174 29V30H173ZM225 29V30H224ZM41 30V29H40ZM80 30V29H79ZM116 30H117V28H116ZM126 30H129V29H126ZM147 30V29H146ZM154 30V31H153ZM14 31V30H13ZM25 31V30H24ZM32 31V30H31ZM66 32H67V30H65ZM72 31H74V30H72ZM137 31H138V29H137ZM140 31V30H139ZM143 31V30H142ZM148 31V30H147ZM147 31L145 32V34H147ZM175 33H174V32ZM205 31V30H204ZM206 31H207V29H206ZM222 31V32H223ZM251 31V30H250ZM34 32V31H33ZM62 32V31H61ZM64 32V31H63ZM130 32V31H129ZM133 32V33H134ZM223 32V33H224ZM249 32V33H248ZM96 34L98 33V30L95 32ZM94 33V34H95ZM101 33V32H100ZM107 33V32H106ZM117 33V32H116ZM126 33V32H125ZM125 33H123L122 35H124ZM131 33H132V31H131ZM130 33V34H131ZM158 32H156V34H157ZM207 33H208V31H207ZM222 33V34H223ZM262 33V32H261ZM7 34V33H6ZM66 34V33H65ZM93 34V35H94ZM121 34V33H120ZM129 34V33H128ZM137 34V35H136ZM141 34V33H140ZM139 34V35H140ZM161 34V33H160ZM160 34H158V35H160ZM224 34H226V33H224ZM228 34V33H227ZM8 35V34H7ZM49 35H50V33H49ZM98 36H96L93 40H91V41H94L95 39H96V43H97V47H98V53L100 54L99 56H101L100 58V65L102 66V68L104 67V68H107V70H108V64H107V58H106V56H108V50H109V53H112L113 55H115L114 57H118L119 58V60L121 59V62L118 60V62H120V63H122V64H120L119 63V65L120 66H124V65H126L127 66V64H125V63H127V62H124V59L123 58H125V56H123L124 54H123V50H122V53H121V48H119L118 50H120V52L119 51H117V47H116V41H112V42H108V41H104V40H102L101 39V37L100 36H102V35H99V34H97ZM113 35V34H112ZM233 35V34H232ZM246 35V36H245ZM13 36V35H12ZM46 36V35H45ZM71 36V35H70ZM95 36V35H94ZM127 36V35H126ZM146 36V35H145ZM155 36V35H154ZM157 36V35H156ZM161 36V35H160ZM196 36H194L195 38H196ZM203 36H205V35H203ZM220 38H219V37ZM66 37V36H65ZM73 37V36H72ZM89 37V36H88ZM132 37V36H131ZM130 37V38H131ZM133 37H134V34H133ZM139 37V36H138ZM158 37V36H157ZM194 37H192V39H191V37H190V39L191 40H193V38ZM229 37V36H228ZM231 37V36H230ZM231 37V38H232ZM246 37V38H247ZM264 37V36H263ZM7 38V37H6ZM33 38V37H32ZM93 38V37H92ZM119 38V37H118ZM127 38V37H126ZM125 38V39H126ZM129 38V39H130ZM140 38V37H139ZM138 38V39H139ZM145 38V37H144ZM194 38V41L195 42H198L199 40L196 38L195 39ZM203 38V37H202ZM217 38L219 39V40H217ZM224 38V37H223ZM5 39V38H4ZM50 39V38H49ZM90 39V38H89ZM110 39V38H109ZM128 39V40H129ZM134 39V38H133ZM146 39V38H145ZM150 39V38H149ZM148 39V40H149ZM228 39V38H227ZM233 39V40H234ZM261 39V38H260ZM259 39V40H260ZM28 40V39H27ZM37 40V39H36ZM45 40V39H44ZM47 40V39H46ZM226 40V39H225ZM241 40H243V41H245L243 38L241 39ZM241 40H239V42H237L238 43V45H237V43H231V44H235V46H237V48L239 47V49H241V50H239L242 54L243 53H245L244 52V50H242V48H240V46H239V43H240V41ZM24 41V40H23ZM33 41V40H32ZM57 41V40H56ZM90 41V40H89ZM131 41H133V40H131ZM135 41V40H134ZM138 41H140V40H138ZM142 41H144L143 39H142ZM141 41V42H142ZM155 41V40H154ZM158 41V40H157ZM177 41H175V43H177ZM193 41V42H194ZM229 41V40H228ZM231 41V40H230ZM243 41H241V43L243 42ZM25 42V41H24ZM23 42V43H24ZM35 42V41H34ZM48 42V41H47ZM123 41L121 40V43H122ZM135 42H137V41H135ZM134 42V43H135ZM147 42H149V41H147ZM153 42V41H152ZM162 42V41H161ZM200 42V41H199ZM212 42V41H211ZM214 42H212L211 43V45H213V43ZM217 42V43H218ZM264 42V41H263ZM29 43V42H28ZM27 43V44H28ZM120 43V44H121ZM124 43H126L127 44V40H126V42L124 41ZM124 43H123V45H124ZM138 43H140V42H138ZM145 43V42H144ZM150 43V42H149ZM164 43V42H163ZM162 43V44H163ZM179 43V44H180ZM217 43H216V46H217ZM246 43V42H245ZM42 44V43H41ZM93 44V43H92ZM135 44H137V43H135ZM152 44V43H151ZM172 44H174V43H172ZM178 44V45H179ZM184 44V45H183ZM185 44H187V45H185ZM206 44V45H207ZM243 44V43H242ZM6 45V44H5ZM36 45V44H35ZM48 45V44H47ZM57 45V44H56ZM96 45V44H95ZM138 45V44H137ZM150 45V44H149ZM156 45V44H155ZM164 45V44H163ZM167 45H171L170 43L169 44H167ZM166 45V46H167ZM190 45V44H189ZM192 45V44H191ZM196 45V44H195ZM226 45H228V43L226 44ZM28 45H26V47H27ZM30 46V45H29ZM122 46V45H121ZM135 46V45H134ZM133 46V47H134ZM151 46V45H150ZM157 46H159V45H157ZM165 46V45H164ZM173 46H176L177 47V45H173ZM197 46H198V43H197ZM197 46H195V50H197V52H195V57H194V60H191L189 57H187V53H188V56H190L189 54V48H188V50L186 51V52H183V55L185 54V56L183 57V58H185V59H183V58H181V59H183V60H185V61H183L182 60V62H184L183 63V65L184 64H186V62H188V58H189V60H191V61H193V64H201L200 62L201 61H203V60H206V56L204 55V57H205V59L203 58V54H204V52L203 53H200L199 51H198V48H196ZM213 46H215V45H213ZM215 46V47H216ZM219 46V45H218ZM217 46V47H218ZM225 46V45H224ZM234 46V45H233ZM234 46V48L236 49V47ZM3 47V46H2ZM7 47V46H6ZM58 47V46H57ZM92 47H95V46H92ZM123 48L125 47H127V45L126 46H122ZM149 47V46H148ZM148 47H147V49H148ZM162 47V46H161ZM227 47V46H226ZM18 48V47H17ZM29 48V47H28ZM39 48H41L40 46H39ZM73 48V47H72ZM75 48V47H74ZM90 48V47H89ZM138 48V47H137ZM137 48H135V49H137ZM140 48V47H139ZM138 48V49H139ZM144 48V47H143ZM145 48H146V46H145ZM151 48V47H150ZM158 48V47H157ZM205 48V47H204ZM203 48V50H205ZM211 48V47H210ZM14 49V48H13ZM33 49V48H32ZM93 49V48H92ZM134 49V50H135ZM164 49H165V47H164ZM167 49H168V47H167ZM178 49H179V47H178ZM184 49V48H183ZM194 49V48H193ZM216 49H218V48H216ZM221 49H223V48H221ZM226 49V48H225ZM22 50V49H21ZM19 51V52H23V51ZM40 50V49H39ZM73 50V49H72ZM71 50V51H72ZM97 50H95V51H97ZM126 50V49H125ZM142 50V49H141ZM150 50V49H149ZM152 50V49H151ZM200 50H202V49H200ZM202 50V51H203ZM214 50V49H213ZM212 50V51H213ZM227 50V49H226ZM262 50V49H261ZM1 51V50H0ZM29 52H30V49L28 50ZM43 51V50H42ZM129 51H130V48H129ZM132 51V50H131ZM130 51V52H131ZM164 51V50H163ZM163 51H161V52H163ZM167 51V50H166ZM177 51V50H176ZM185 51V50H184ZM206 51V50H205ZM211 51V52H212ZM218 51H220V50H218ZM225 51V50H224ZM236 51H237V49H236ZM235 51V55H237L236 53H238V51L236 52ZM243 51V52H242ZM263 51H264V49H263ZM126 52V51H125ZM124 52V53H125ZM145 52V51H144ZM148 52V51H147ZM153 52V51H152ZM168 52V51H167ZM166 52V53H167ZM172 52V51H171ZM175 52V51H174ZM180 52H182V51H180ZM207 52H208V50H207ZM210 52V51H209ZM216 52H217V50H216ZM240 52H239V55H238V57L240 58ZM262 52V51H261ZM261 52L259 53V54H261ZM8 53V52H7ZM16 53V52H15ZM33 53V52H32ZM86 53V52H85ZM142 53V52H141ZM140 53V54H141ZM154 53V52H153ZM158 53V52H157ZM169 53V52H168ZM178 53V52H177ZM197 53V54H196ZM206 53V52H205ZM217 53H219V52H217ZM230 53V52H229ZM13 54V53H12ZM74 54H75V52H74ZM164 54V53H163ZM173 54H175V53H173ZM182 54V53H181ZM180 54V55H181ZM212 54H214V53H212ZM232 54V53H231ZM264 54V53H263ZM7 55V54H6ZM15 55V54H14ZM19 55V54H18ZM22 55V54H21ZM29 55H30V53H29ZM32 55V54H31ZM112 55V56H113ZM139 55V54H138ZM141 55H143V54H141ZM170 55H171V53H170ZM226 55V54H225ZM234 55V54H233ZM232 55V56H233ZM13 56V55H12ZM79 56V55H78ZM111 56V55H110ZM111 56V57H112ZM127 56V55H126ZM134 56H135V53H134ZM133 56V57H134ZM175 57L177 56V55H174ZM194 56V55H193ZM218 56H219V54H218ZM224 55H222L221 57H223ZM242 57H243V55H241ZM248 56H246V57H248ZM262 55H260V57H261ZM15 58H16V56H14ZM25 57V56H24ZM34 57V56H33ZM45 57V56H44ZM98 57V56H97ZM131 57V56H130ZM129 57V58H130ZM145 57V56H144ZM153 57V56H152ZM158 57H160V56H158ZM228 57V56H227ZM237 57V58H238ZM10 58V57H9ZM15 58H12V59H15ZM17 58H18V56H17ZM21 58V57H20ZM28 58H29V56H28ZM113 58V57H112ZM128 58V59H129ZM161 58V57H160ZM193 58V57H192ZM202 58H203V60H202ZM212 58V57H211ZM220 58V57H219ZM225 58V57H224ZM224 58H222V59H224ZM238 58V60H240L241 61V63L243 64L244 62L242 61L243 59H245V58H240L239 59ZM261 58H264V57H261ZM5 59V58H4ZM83 59V58H82ZM98 59H99V57H98ZM113 59H115V58H113ZM122 59H123V62H122ZM127 59V60H128ZM153 59H155V58H153ZM157 59V58H156ZM168 59V58H167ZM173 59H174V57H173ZM176 59H178V58H176ZM235 59H236V57H235ZM234 59V60H235ZM259 59V58H258ZM17 60V59H16ZM25 61H26V59H24ZM57 60V59H56ZM79 60V59H78ZM115 60H117V59H115ZM149 60V59H148ZM161 60H162V58H161ZM180 60V59H179ZM178 60V61H179ZM217 59H215V61H216ZM225 60V59H224ZM227 60H228V58H227ZM264 60V59H263ZM263 60H262V62H263ZM20 61V60H19ZM33 61V60H32ZM44 61V60H43ZM59 61V60H58ZM96 61H98V60H96ZM113 61V60H112ZM126 61V60H125ZM146 61V60H145ZM150 61V60H149ZM157 61V60H156ZM176 61V60H175ZM174 61V62H175ZM181 61V60H180ZM179 61V62H180ZM207 61V60H206ZM223 60H221V62H222ZM237 61V60H236ZM240 61H238V62H240ZM259 61H261V59H259ZM9 62V61H8ZM14 62V61H13ZM12 62V63H13ZM64 62V61H63ZM77 62V61H76ZM88 62V61H87ZM147 62V61H146ZM161 62V61H160ZM159 62V63H160ZM165 62V61H164ZM163 61H162V63H164ZM177 62V61H176ZM256 62V61H255ZM254 62V63H255ZM257 62H258V60H257ZM256 62V63H257ZM55 63H57V62H55ZM86 63V62H85ZM99 62H96V65L98 64ZM143 63V62H142ZM141 63V64H142ZM166 63H168V62H166ZM166 63H164L163 65L166 67ZM178 63V62H177ZM189 63V62H188ZM206 62H202V64H205ZM223 63L225 64V61H223ZM223 63H222V65H223ZM237 63V62H236ZM259 63V62H258ZM5 64V63H4ZM15 64V63H14ZM34 64V63H33ZM171 64V63H170ZM190 64H192V62L190 63ZM214 64V63H213ZM239 64V63H238ZM237 64V65H238ZM245 64V63H244ZM25 65V64H24ZM27 65V64H26ZM84 65V64H83ZM99 65V64H98ZM152 65V64H151ZM158 65V64H157ZM175 65V64H174ZM180 65H182V63H180ZM179 65V66H180ZM208 65V64H207ZM220 65V64H219ZM236 65V66H237ZM256 65V64H255ZM18 66V65H17ZM16 66V67H17ZM20 66V65H19ZM23 66V65H22ZM138 66V65H137ZM163 66V67H164ZM173 66V65H172ZM179 66H177V67H179ZM186 66V65H185ZM191 67H192V65H190ZM198 66V65H197ZM200 66V65H199ZM225 66V65H224ZM224 66H222V67H224ZM240 66V67H239ZM241 66L243 67V65H238V67L240 68V69H242L241 68ZM259 66V65H258ZM3 67V66H2ZM8 67V66H7ZM55 67V66H54ZM96 67V66H95ZM99 67V66H98ZM113 67V66H112ZM115 67V66H114ZM170 67H171V65H170ZM190 67V68H191ZM194 67V66H193ZM192 67V68H193ZM201 67V66H200ZM200 67H198V68H200ZM214 67H216V66H214ZM221 67V68H222ZM233 67V66H232ZM255 67V66H254ZM12 68V67H11ZM20 68V67H19ZM22 68V67H21ZM25 68H27V67H25ZM101 68V67H100ZM99 68V69H100ZM120 68V67H119ZM123 68V67H122ZM124 68H125V66H124ZM157 68V67H156ZM183 68V67H182ZM195 68V67H194ZM227 68H228V66H227ZM239 68H235L236 70V74L237 73H239L240 71L241 72H245L244 70L242 71V70H239ZM262 68V67H261ZM4 69V68H3ZM23 69V68H22ZM97 69V68H96ZM158 69V68H157ZM156 69V70H157ZM166 69V68H165ZM179 69V68H178ZM207 69V68H206ZM216 69V68H215ZM219 69H220V67H219ZM228 69H230V68H228ZM246 69V68H245ZM246 69V70H247ZM1 70H2V68H1ZM21 70V69H20ZM20 70H17V71H13L12 70V78H9L8 80H10V79H12V89H14L13 87H14V81L15 80H18V79H20L21 78V76H22V80H20V81H22V84H23V81H25V80H23V74L21 73V71ZM46 70V69H45ZM58 70V69H57ZM106 70V69H105ZM147 70V69H146ZM164 70V69H163ZM180 70V69H179ZM200 70V69H199ZM222 70H224V68H222ZM239 70V72H237ZM29 71V70H28ZM56 71V70H55ZM119 71V70H118ZM155 71V70H154ZM169 73H170V71L169 70H167ZM167 71H166V75H167ZM174 71H175V69H174ZM182 71L184 72V68L182 69ZM195 71H196V69H195ZM214 71V70H213ZM225 71V70H224ZM6 72V71H5ZM25 72V71H24ZM93 72V71H92ZM115 72V71H114ZM146 72V71H145ZM157 72H158V70H157ZM160 72V71H159ZM164 72V71H163ZM188 72V71H187ZM198 72V71H197ZM211 72V71H210ZM216 72V71H215ZM223 72V71H222ZM41 73V72H40ZM87 73H89V72H87ZM177 73V72H176ZM186 73V72H185ZM184 73V74H185ZM223 73H225V72H223ZM228 73V72H227ZM253 73V72H252ZM251 73V74H252ZM3 74V73H2ZM94 74V73H93ZM114 74V73H113ZM131 74V73H130ZM152 74V73H151ZM172 74L173 73H171V74H169L170 76H172ZM182 74V73H181ZM226 74V73H225ZM234 75V76H236L237 77V75ZM240 74V73H239ZM250 74V75H251ZM135 75V74H134ZM153 75V74H152ZM165 75V74H164ZM168 75V76H169ZM229 75V74H228ZM248 75V74H247ZM260 75H261V73H260ZM3 76V75H2ZM90 76H92L91 74H90ZM169 76V77H170ZM174 76V75H173ZM173 76H172V78H173ZM184 76V75H183ZM254 76H255V74H254ZM258 76V75H257ZM264 76V75H263ZM1 77V76H0ZM120 77V76H119ZM162 77H163V75H162ZM161 77V78H162ZM169 77H167V79L168 80H170L171 81V77H170V79H169ZM211 77V76H210ZM238 77H239V75H238ZM248 77V76H247ZM250 77V76H249ZM4 78V77H3ZM8 78V77H7ZM79 78V77H78ZM128 78V77H127ZM130 78H131V76H130ZM156 78H157V76H156ZM164 78V77H163ZM176 78V77H175ZM174 78V79H175ZM254 78V77H253ZM2 79V78H1ZM5 79V78H4ZM92 79V78H91ZM90 79V80H91ZM118 79V78H117ZM159 79V78H158ZM164 79H166V78H164ZM164 79H161V80H164ZM166 79V80H167ZM176 79H178V78H176ZM240 79V78H239ZM6 80V79H5ZM5 80L3 81L2 80V82H1V84L3 83V82H5ZM28 80H29V78H28ZM133 80V79H132ZM152 80H153V78H152ZM155 80H157V79H155ZM161 80H160V82H159V80H158V82L161 84L162 82H161ZM167 80V81H168ZM173 80V79H172ZM247 80H250V79H247ZM253 80V79H252ZM117 81V80H116ZM121 81V80H120ZM134 81V80H133ZM133 81H131L130 82V85L129 86H131V88H130V90H131V94H132V96H133V100H136V102H137V104L138 103H140L141 102V100L144 98L143 96H144V92L142 93V91H143V89H142V91H141V89H140V87H138V85L135 83V82H133ZM139 81V80H138ZM184 81V80H183ZM224 81V80H223ZM258 81V80H257ZM10 82V81H9ZM17 82V81H16ZM15 82V83H16ZM19 82V81H18ZM17 82V83H18ZM114 82H115V80H114ZM148 82H149V80H148ZM155 82V81H154ZM199 82V81H198ZM207 82V81H206ZM262 82V81H261ZM5 83H7V80H6V82ZM90 83V82H89ZM122 83V82H121ZM254 83V82H253ZM264 83V82H263ZM26 84H27V82H26ZM117 84V83H116ZM116 84H114L115 85V87H116ZM119 84V83H118ZM127 84V83H126ZM144 84V83H143ZM157 83H155V85H156ZM183 84V83H182ZM251 84H252V82H251ZM262 84V83H261ZM9 85V84H8ZM25 85V84H24ZM24 85H23V91L21 90H19V91H17L16 93H15V95H17V100H10V101H12L11 103H12V120H11V118L9 119V121L11 120L12 121V123H11V121L10 122H8L9 124L11 123L12 124V126L10 127L9 126V133H8V140H6L5 139V141H6V143H7V141H8V143H10V145H11V143H12V148H14L13 147V144L14 143H16V142H18L19 141V139H20V133L22 132V128H21V125H20V123H19V116H20V111H21V108H22V106H23V103H22V101L24 102L25 100H27L28 98H32L31 96L33 95L32 94V91L30 92V91H26L27 89H25L24 88ZM31 85V84H30ZM29 85V86H30ZM109 85V84H108ZM113 85V86H114ZM123 85V84H122ZM159 84H157V86H158ZM174 85V84H173ZM172 85V86H173ZM176 85V84H175ZM210 85V84H209ZM3 86V85H2ZM35 86V85H34ZM111 86V85H110ZM110 86H108V87H110ZM117 86H119V85H117ZM157 86H155V87H157ZM180 86V85H179ZM246 86H248V85H246ZM252 86V85H251ZM9 87H10V85H9ZM16 87V86H15ZM22 87V86H21ZM115 87H112L113 89V91L109 94L110 96L111 95H113V94H116V93H113L114 92V90L116 89ZM125 87V86H124ZM168 87V86H167ZM207 87V86H206ZM211 87V86H210ZM218 87V86H217ZM18 88V87H17ZM17 88H15V89H17ZM19 88H20V86H19ZM18 88V89H19ZM27 88H29V87H27ZM120 88H122V87H120ZM119 88V89H120ZM208 88V87H207ZM221 88V87H220ZM250 88V87H249ZM252 88V87H251ZM11 89V88H10ZM17 89V90H18ZM102 89V88H101ZM107 89H109V88H107ZM126 89V88H125ZM149 89V91H150V88H148ZM153 89H154V87H153ZM160 89V88H159ZM172 90V91H174L175 92V90L177 89V87L176 86H174V87H171L170 86V88L168 89V90ZM209 89V88H208ZM254 89V88H253ZM4 90V89H3ZM9 90V89H8ZM111 90V89H110ZM129 90V89H128ZM128 90H127V92H128ZM156 89H154L153 91H155ZM158 90V89H157ZM162 90V89H161ZM160 90V91H161ZM170 90V95H171V93H172V91ZM178 90V89H177ZM200 90V89H199ZM36 91V90H35ZM84 91V90H83ZM117 91V90H116ZM115 91V92H116ZM120 91V90H119ZM201 91V90H200ZM211 91V90H210ZM229 91V90H228ZM2 92V91H1ZM14 92V91H13ZM37 92V91H36ZM110 92V91H109ZM122 92V91H121ZM157 92V91H156ZM40 93V92H39ZM105 93V92H104ZM130 93L128 94V97H129V95H130ZM145 93H147V91L145 92ZM152 93H154V92H152ZM152 93H151V97L149 96V99H148V101H147V103H145V104H150L149 106L151 107V109H153V115H151V116H157V118H158V114H160V111L163 109V110H166V115H164L163 116V118L165 119V120H163V121H166V122H168V123H170L171 124V126H170V128H171V131L169 130V133H172L173 132V130H174V126H175V124H176V121H178L179 122V120H177V116H176V114L177 113H175V110L173 109V108H175V107H173V100L174 99H172L171 97H170V95H165L167 98H165L164 96V98L161 96V95H163V94H166V93H163V94H161L160 92H159V95H155V96H152ZM176 93V92H175ZM209 93V92H208ZM13 94V93H12ZM32 94V95H31ZM124 94V93H123ZM150 93H148L147 95H149ZM179 94V93H178ZM215 94V93H214ZM231 94V93H230ZM262 93H260L259 95H261ZM37 95V94H36ZM174 95V94H173ZM8 96V95H7ZM98 96V95H97ZM168 96H169V98H168ZM172 96V95H171ZM175 96H177V95H175ZM174 96V97H175ZM207 96V95H206ZM262 96V95H261ZM13 97V96H12ZM34 97V96H33ZM211 97V96H210ZM209 97V99H211ZM213 97V96H212ZM226 97V96H225ZM6 98V97H5ZM8 98V97H7ZM34 98H36V97H34ZM178 98V97H177ZM201 98V97H200ZM214 98V97H213ZM212 98V99H213ZM9 99H11V98H9ZM113 99H114V97H113ZM131 99H132V97H131ZM144 99H146V98H144ZM202 99V98H201ZM208 99V98H207ZM207 99H205L206 101H207ZM216 99V98H215ZM214 99V100H215ZM263 99V98H262ZM31 100V99H30ZM38 100V99H37ZM127 100V99H126ZM178 100V99H177ZM179 100H180V98H179ZM204 100V99H203ZM213 100V101H214ZM9 101V100H8ZM29 101V100H28ZM32 101V100H31ZM31 101H29V102H31ZM33 101H34V99H33ZM40 101V100H39ZM38 101V102H39ZM209 101V103L211 104V103H213L212 105H214L215 106V104L216 103H214V102H210V101H212V100H208ZM216 101V100H215ZM259 101H261L260 100V98H259ZM59 102V101H58ZM123 102V101H122ZM134 102V101H133ZM145 102V101H144ZM185 102V101H184ZM203 102V101H202ZM217 102V101H216ZM226 102V101H225ZM65 103H66V101H65ZM91 103V102H90ZM114 103V102H113ZM176 103V102H175ZM229 103V102H228ZM26 104V103H25ZM27 104H28V102H27ZM54 104H55V102H54ZM130 104V103H129ZM133 104V103H132ZM131 104V105H132ZM135 104V103H134ZM137 104H135V105H137ZM182 104V103H181ZM181 104L179 103V105L181 106ZM218 104V103H217ZM2 105V104H1ZM32 105V104H31ZM51 105V104H50ZM56 105V104H55ZM120 105V104H119ZM122 105H124V104H122ZM139 106H140V104H138ZM141 105H143V104H141ZM204 105V104H203ZM202 105V106H203ZM220 105V104H219ZM117 106V105H116ZM130 106V105H129ZM134 106V105H133ZM177 106V105H176ZM179 106V107H180ZM3 107V106H2ZM9 107V106H8ZM25 107V106H24ZM57 107V106H56ZM136 107V106H135ZM143 107V106H142ZM141 107V108H142ZM145 107H146V105H145ZM182 107V106H181ZM213 106H211V108H212ZM222 107H224V106H222ZM58 108H60V107H58ZM132 108H134V107H132ZM195 108V107H194ZM193 108V109H194ZM214 108V107H213ZM212 108V109H213ZM217 108V107H216ZM35 109V108H34ZM106 109V108H105ZM115 109V108H114ZM136 109H137V107H136ZM135 109V110H136ZM148 109V108H147ZM182 109H184V107H182ZM203 109V108H202ZM220 109V108H219ZM101 111H102V113H104V116H106L107 115V113H108V111H106V110H104V109H100ZM109 110V109H108ZM124 110V109H123ZM126 110V109H125ZM150 110V109H149ZM162 110V111H163ZM179 110V109H178ZM186 110V109H185ZM190 110H192V109H190ZM189 110V114L190 115H192V117H193V112L192 111H190ZM199 110V109H198ZM221 110V109H220ZM223 110H225V109H223ZM260 110V109H259ZM262 110V109H261ZM130 111V110H129ZM148 111V110H147ZM146 111V112H147ZM162 111H161V113H162ZM177 111V110H176ZM180 111V110H179ZM195 111V110H194ZM196 111H197V108H196ZM200 111V110H199ZM206 111H207V108H206ZM217 111V110H216ZM226 111V110H225ZM232 111V110H231ZM241 111V110H240ZM257 111V110H256ZM23 112V111H22ZM21 112V113H22ZM53 112V111H52ZM57 112V111H56ZM142 112V111H141ZM149 112V111H148ZM186 112V111H185ZM184 111H182V114L183 113H185ZM203 112H204V110H203ZM210 112V111H209ZM212 112V111H211ZM254 112H255V110H254ZM261 112V111H260ZM29 113V112H28ZM58 113V112H57ZM99 113V112H98ZM101 112H100V115H103ZM127 113V112H126ZM125 113V114H126ZM131 113V112H130ZM151 113V112H150ZM164 113V112H163ZM196 113H198V112H196ZM207 113H208V111H207ZM213 113H214V111H213ZM220 113H221V111H220ZM149 114V113H148ZM198 114H199V116H198ZM197 114V116H198V121H199V124H196V125H202V128H204L205 126L207 127V129H208V123H210L211 124V122H209V119L207 120L205 117H206V114H205V117H204V113H202L201 111L199 112ZM217 114V113H216ZM215 114V115H216ZM238 114V113H237ZM258 114V113H257ZM51 115V114H50ZM56 115V114H55ZM59 115V114H58ZM63 114H61V116H62ZM112 115V114H111ZM215 115H213V116H215ZM224 115V114H223ZM133 116V115H132ZM212 116V117H213ZM21 117V116H20ZM88 117V116H87ZM101 117V116H100ZM131 117V116H130ZM129 117V118H130ZM143 117V116H142ZM148 117H150L149 115H148ZM148 117H146V118H148ZM160 117H162V116H160ZM184 117H186V114H185V116ZM191 117V116H190ZM209 117H210V115H209ZM212 117H210V118H212ZM218 118H216V119H218L217 121H219V116H217ZM221 117V116H220ZM232 117H233V115H232ZM254 117V116H253ZM259 117V116H258ZM2 118V117H1ZM8 118V117H7ZM27 118V117H26ZM33 118V117H32ZM144 118L145 117H143V120H144ZM153 118V117H152ZM157 118H155V120L154 121H156L157 122ZM193 118H195V117H193ZM193 118H191L192 120H193ZM46 119V118H45ZM62 119H64V118H62ZM87 119V118H86ZM117 120H118V118H116ZM132 119V118H131ZM149 119V118H148ZM147 119V120H148ZM179 119V118H178ZM185 119V118H184ZM216 119H212V121L213 120H216ZM7 120V119H6ZM56 120H57V122H56V125H57V123H59V121L61 120V118H56ZM105 120V119H104ZM107 120V119H106ZM116 120V121H117ZM139 120V119H138ZM147 120L145 121V123L147 122ZM181 120V119H180ZM187 120V119H186ZM191 120V121H192ZM258 120V119H257ZM49 121V120H48ZM102 121H103V119H102ZM162 121V122H163ZM195 121V120H194ZM217 121H213V122H215L216 124H217ZM235 121V120H234ZM29 122V121H28ZM32 122V121H31ZM37 122V121H36ZM53 122V121H52ZM61 122V121H60ZM106 122V121H105ZM130 122V121H129ZM132 122V121H131ZM159 122H161V121H159ZM228 122V121H227ZM256 122V121H255ZM261 122V121H260ZM7 123V125H9ZM30 123V122H29ZM89 123V122H88ZM141 123H143V122H141ZM164 123V122H163ZM187 123V122H186ZM195 123H196V121H195ZM195 123H193V125L195 124ZM198 123V122H197ZM22 124V123H21ZM52 124V123H51ZM106 124V123H105ZM131 124V123H130ZM128 125V126H130V127H132V125H133V122H132V125ZM136 124V123H135ZM151 124H154V123H151ZM180 124V123H179ZM192 124V123H191ZM219 124V123H218ZM228 124V123H227ZM37 125V124H36ZM47 125V124H46ZM60 125V124H59ZM58 125V126H59ZM79 124H77V126H78ZM156 125H157V123H156ZM177 125V124H176ZM212 125V124H211ZM210 125V126H211ZM141 126V125H140ZM144 126V125H143ZM195 126V125H194ZM213 126H214V124H213ZM213 126H211V128L213 127ZM259 126V125H258ZM263 126V125H262ZM25 127V126H24ZM31 127V126H30ZM73 127H75V126H73ZM142 127V126H141ZM155 127V126H154ZM177 127V126H176ZM197 127H199V126H197ZM237 127V126H236ZM63 128V127H62ZM78 128V127H77ZM84 128V127H83ZM86 128V127H85ZM133 128V127H132ZM137 128V127H136ZM135 128V129H136ZM146 128V127H145ZM159 128V127H158ZM157 128V129H158ZM195 128H196V126H195ZM210 128V127H209ZM210 128V129H211ZM215 128H216V126H215ZM264 128V127H263ZM29 129V128H28ZM60 129V128H59ZM58 129V127H55L54 129H52L51 130V132L49 131V135L48 136H46L47 138V144L49 145V149H48V151H47V159H48V162L45 164V165H43V167L41 168L42 169V172H41V174H39V178H38V181H37V183L35 184V186H34V192H35V196L30 200V205H28L29 207H28V209H27V211H24L25 213H21L22 211H23V209H22V211L21 212H19L20 213V216H19V213H18V218L17 219H15L14 217L16 216L15 214V216H10L11 218H12V220L14 221H12L13 223H15V222H17L18 220H19V223H17V224H14V228H13V226H12V230H14V231H10L11 233L13 232V237H12V235L10 234V237L12 238V248H10L9 246V248H10V250L9 249H7L8 247H6V248H4L5 250L7 249V251H5V253L3 252H0V264H16L15 262H17V261H23V259H24V256H25V248L23 247L24 246V233H23V230H25V228L26 227H32L33 228V226H40L42 229H51V227H52V225H53V223H57V222H55V220H57V218H56V216H57V213L59 214V212H60V214L64 211L63 209L65 208L66 209V207L63 205V203H66V202H69V201H63V200H65L64 198L66 197V194L68 195H70L71 196V198L75 195V192H76V189H77V186H78V181H75L74 182V184H73V188H72V186H70L69 184H67V183H64V181H62L63 179H61V176H59V173H58V169H57V165L55 164V157H56V152H57V146H56V139L58 138L59 139V137L61 136V133L63 132H61L60 130ZM82 129V128H81ZM176 129V128H175ZM197 129V128H196ZM207 129H205L204 131H206ZM213 129H214V127H213ZM213 129H211V130H213ZM257 129V128H256ZM255 129V130H256ZM260 129V128H259ZM3 130V129H2ZM41 130V129H40ZM40 130H39V132H40ZM62 130V129H61ZM142 130V129H141ZM159 130V129H158ZM200 130V129H199ZM199 130H197L198 132H199ZM211 130H209L208 129V131H207V135H208V138H211L212 137V133H211ZM26 131H28V130H26ZM153 131H156L155 130V128H153ZM175 131V130H174ZM177 131V130H176ZM185 131V130H184ZM195 131L196 130H194V133H195ZM261 131H262V129H261ZM4 132V131H3ZM84 132V131H83ZM136 132H138V131H136ZM140 132V131H139ZM157 132V131H156ZM201 132V131H200ZM214 132V131H213ZM216 132H218V131H216ZM215 132V133H216ZM228 132V131H227ZM232 132V131H231ZM256 132V131H255ZM24 133V132H23ZM26 133V132H25ZM81 133V132H80ZM110 133H111V131H110ZM116 133V132H115ZM125 133H126V131H125ZM132 133V132H131ZM175 133V132H174ZM174 133L172 134V135H174ZM204 133H206V132H204ZM257 133V132H256ZM5 134V133H4ZM74 134V133H73ZM77 134H78V132H77ZM137 134V133H136ZM144 136H145V134L144 133H142ZM154 133L152 132V135H153ZM156 134V133H155ZM168 134V133H167ZM201 135L203 134V133H200ZM229 134V133H228ZM259 134V133H258ZM0 135H2V134H0ZM33 135V134H32ZM35 135V134H34ZM65 135V134H64ZM118 135V134H117ZM143 135H141L142 136V138L144 137ZM172 135H168V137L169 136H172ZM188 135V134H187ZM225 135H226V133H225ZM232 135V134H231ZM29 136V135H28ZM85 136V135H84ZM112 136V135H111ZM126 136V135H125ZM130 136V135H129ZM136 136V135H135ZM140 135H139V138L141 137ZM156 137H157V135H155ZM176 136H177V134H176ZM197 136V135H196ZM195 136V137H196ZM200 136V135H199ZM205 136V135H204ZM216 136H217V133H216ZM221 136V135H220ZM230 136V135H229ZM23 137V136H22ZM78 137V136H77ZM76 137V138H77ZM112 137H114V136H112ZM111 137V138H112ZM120 137V136H119ZM119 137H118V139H119ZM215 137V134L213 133V137H212V141L214 140L213 138ZM219 137V136H218ZM222 137V136H221ZM254 137V136H253ZM258 137V136H257ZM27 138V137H26ZM30 138H32V137H30ZM85 138V137H84ZM83 138V139H84ZM88 138V137H87ZM136 138H138V137H135V139ZM142 138H141V140H142ZM175 138V137H174ZM198 138V137H197ZM216 138V137H215ZM232 138V137H231ZM260 138V137H259ZM45 139V138H44ZM116 139H117V137H116ZM117 139V140H118ZM148 139V138H147ZM157 139V138H156ZM155 139V141H157ZM168 140H172V137L169 139V138H167ZM166 139V140H167ZM195 139V138H194ZM204 139V138H203ZM207 138H205L204 140H206ZM219 139V138H218ZM218 139H217V142H218ZM222 139V138H221ZM23 140V139H22ZM111 139H109V142H113L112 140H114V138H112V140L110 141ZM127 140V139H126ZM140 140V139H139ZM139 140H137V142L139 141ZM196 140V139H195ZM210 140V139H209ZM254 140H256V139H254ZM260 140V139H259ZM35 141H36V139H35ZM59 141V140H58ZM97 141V140H96ZM122 141V140H121ZM149 141V140H148ZM147 141V142H148ZM174 141V140H173ZM211 141V140H210ZM46 142V141H45ZM82 142H84V140L82 141ZM98 142V141H97ZM108 142V140H107V143H109ZM123 142V141H122ZM129 141H127V143H128ZM132 142V141H131ZM144 142H146L145 140H144ZM152 142V141H151ZM190 142V141H189ZM191 142H192V140H191ZM214 142H215V140L213 141V142H211V143H213V150L215 151L216 149H214ZM229 142V141H228ZM249 142V141H248ZM256 142V141H255ZM258 142V141H257ZM5 143V142H4ZM5 143V144H6ZM21 143V142H20ZM71 143V142H70ZM85 143V142H84ZM83 143V144H84ZM121 143V142H120ZM119 142H117V141H114L113 143H112V147L114 148V150H115V159H114V165L112 166L111 164V170H110V167L108 168V169H106V167L104 168V167H102L103 165H105V163L104 164H102V166L101 167H99L98 166V168H99V170H100V172H99V174H101L100 176V180L101 179H103V182L102 183H100V184H97V185H99L98 187H100V186H102V187H100V190H98V191H96V193L98 192V194H99V191L100 192H102V196L99 194V197L100 198H104L105 199V202L103 203V204H101V205H104V207L103 206H101V209H99L98 208V206H97V204H98V202L97 201H94L93 202V204H92V206L94 205L95 206V204L94 203H96V206H95V212H93V214L94 215H92V213L91 214H89L87 211H88V209H89V207H87L86 208V206H89V203H88V205H87V202L85 203L86 204V206L84 207L83 206V204H82V206L85 208V209H87V210H85L84 208H82V206H80V204L78 205V206H76V207H78L79 209L81 208L82 210L84 209L85 210V212H87L88 213V217L85 215V213L80 209H78V214H79V212L80 211H82L83 213H84V215L88 218L87 219V222H89V220H90V218H91V220H92V218H94L95 219V225H96V222H98L99 220H101L102 218H105L106 216H108V214H109V212L107 213V214H105L104 215V212H103V210L105 211L106 210V208H105V206L107 207L108 206V204L110 203L111 204V206L113 207V205H115V200H119L120 201V199H119V197H117L116 196V194H117V190L119 191L120 189L119 188H121V189H123L124 188V192H125V190H126V194L125 193H121V194H119L120 195V197H122L121 199H123V195H125V198L123 199V201H121L122 203H121V207H120V202L118 203V207L117 206H115L116 207V210H117V214H119V223L120 224H122V225H126V226H128V221H129V217H128V213L130 212V210H132V212L133 213H135V211L134 210H136L137 211V209H136V203H133L132 204V202H136V201H130L129 202V200H130V198H133V196L131 197L130 195H129V191L130 190H132V189H129V186L131 187V185L129 184V181L130 180H128V179H130V178H135L134 176H131V174H135L134 172L132 173V168H131V166L130 167H128V166H125L124 165V161H121V158H123V157H121L123 154H122V145L123 144H120ZM135 143V142H134ZM133 143V144H134ZM140 143V142H139ZM153 143V142H152ZM156 143V142H155ZM155 143H153V144H149V143H147L148 145H150L149 146V148H148V146H147V149H148V152H149V156H150V159L152 160L153 158H156L155 156L157 155V152H158V148L156 147V144ZM165 143V142H164ZM194 143V142H193ZM259 143V142H258ZM261 143V142H260ZM27 144H29V142L27 143ZM93 144V146L91 147V146H89V147H86L85 149H87V151L86 152H83L82 151V153H83V159H86L87 161H89V163L91 164V163H95V156L99 153H97V146H96V143L94 144V143H92ZM99 145H100V143H98ZM132 144V143H131ZM130 144V145H131ZM142 144V143H141ZM165 144H167V141H166V143ZM229 144V143H228ZM86 145V144H85ZM105 145H107V144H105ZM109 145V144H108ZM129 145V146H130ZM142 145H145V144H142ZM141 145V146H142ZM250 145V144H249ZM4 146V145H3ZM15 146V145H14ZM68 146V145H67ZM66 146V147H67ZM104 146V145H103ZM124 146V153H126L127 151L129 152V153H131L132 154V152L134 151V147H132L131 148V146H130V149H127V148H125V146H127L126 144L125 145H123ZM128 146V147H129ZM133 146H135V147H137V144H134ZM203 146V145H202ZM216 146H217V144H216ZM229 146H230V144H229ZM262 146V145H261ZM27 147V146H26ZM47 147V146H46ZM45 147V148H46ZM61 147V146H60ZM105 147V146H104ZM112 147H110V148H106L107 150H110ZM138 147H139V144H138ZM143 147V146H142ZM221 147V146H220ZM219 147V148H220ZM228 147V146H227ZM248 147V146H247ZM252 147V146H251ZM250 147V148H251ZM11 148V147H10ZM9 148V149H10ZM84 148V147H83ZM102 148V147H101ZM146 148V147H145ZM145 148H143V150L145 149ZM203 149H204V152H205V154H204V156L206 157V159H208V158H210V155H213V151H211V149H212V147H211V144H210V142L208 141V139L206 140V142H205V144H204V147H202ZM226 148V147H225ZM229 148V147H228ZM65 149V148H64ZM63 149V150H64ZM139 149V148H138ZM137 148H136V150H138ZM147 149H146V151L145 152H147ZM71 150V149H70ZM83 150V149H82ZM99 150V149H98ZM102 150V152H104L103 150H104V148L103 149H101ZM246 150V149H245ZM264 150V149H263ZM43 151H44V149H43ZM141 151V150H140ZM139 151V152H140ZM211 151V152H210ZM221 151H223V149H221ZM221 151L219 150L217 153H218V155H219V153H221ZM251 151H253V150H251ZM260 151V150H259ZM36 152V151H35ZM68 152V151H67ZM107 152H110V151H107ZM106 152V153H107ZM139 152L137 153V155L136 156H138L139 155ZM143 152V151H142ZM216 152V151H215ZM263 152V151H262ZM261 152V153H262ZM31 153V152H30ZM34 153V152H33ZM158 153H160V152H158ZM191 153V152H190ZM212 153V154H211ZM228 153H230V152H228ZM242 153V152H241ZM250 153V152H249ZM248 153V154H249ZM253 154H254V151L252 152ZM264 153V152H263ZM12 154V153H11ZM43 154V153H42ZM69 154V153H68ZM68 154H67V159H68ZM80 154V153H79ZM101 154H103V153H101ZM111 154V153H110ZM128 154V153H127ZM133 154H135V152H133ZM133 154H132V157L131 158H133L134 156H133ZM146 154V153H145ZM167 154V153H166ZM188 155H185L184 156V160L186 161V162H189L190 161V159H191V157H192V153L191 154H189V153H187ZM216 154V153H215ZM235 154H237L236 152H235ZM24 155V154H23ZM72 155V154H71ZM107 155H109L108 153H107ZM106 155V156H107ZM147 155V154H146ZM159 155V154H158ZM227 156H225V157H227L228 159L230 158V155L231 154H229V156H228V154H226ZM3 156V155H2ZM15 156V155H14ZM13 156V157H14ZM35 156V155H34ZM42 156V155H41ZM105 156V158H106V160H107V157ZM110 156V155H109ZM125 156V155H124ZM142 156V155H141ZM148 156V155H147ZM148 156V157H149ZM161 156V155H160ZM164 156V155H163ZM195 156V155H194ZM231 156H233V155H231ZM234 156H236V155H234ZM252 156V155H251ZM261 156H262V154H261ZM260 156V157H261ZM38 157V156H37ZM36 157V158H37ZM98 157V156H97ZM140 157V156H139ZM170 157V156H169ZM222 157V156H221ZM42 158V157H41ZM40 158V159H41ZM70 158V157H69ZM99 158V157H98ZM124 158H126V157H124ZM130 158V159H131ZM168 158V157H167ZM215 158H217V155H215ZM252 158V157H251ZM25 159V158H24ZM28 159H29V157H28ZM45 159V158H44ZM93 159H95L94 161H93ZM126 159H128V157L126 158ZM130 159H129V161H130ZM134 159V158H133ZM137 159H139V158H137ZM149 159V160H150ZM157 159H158V162H159V160L161 161L162 159H159V157H157ZM166 159V158H165ZM211 159V158H210ZM220 159V158H219ZM222 159V158H221ZM234 159V158H233ZM257 159V158H256ZM260 159V158H259ZM57 160V159H56ZM98 160V159H97ZM99 160H101V159H99ZM98 160V161H99ZM104 160V159H103ZM106 160H105V162H106ZM148 160V159H147ZM164 160V159H163ZM183 160V159H182ZM225 159H223V161H224ZM227 160V159H226ZM230 160V159H229ZM239 160H240V158H239ZM255 160V159H254ZM264 160V159H263ZM262 160V161H263ZM40 161V160H39ZM67 160H65V162H66ZM93 161V162H92ZM134 161H136V160H133V162ZM168 161V160H167ZM167 161H166V163H167ZM205 161L206 160H204V162H203V164L205 163ZM222 161V160H221ZM220 161V162H221ZM222 161V162H223ZM228 161V160H227ZM230 161H232V160H230ZM20 162V161H19ZM100 162H102V160L100 161ZM132 162V161H131ZM148 162H150V161H148ZM153 162V161H152ZM156 162V161H155ZM165 162V161H164ZM169 162V161H168ZM207 162V161H206ZM58 163V162H57ZM93 163V164H94ZM107 163V162H106ZM129 162L127 161V164H128ZM137 163V162H136ZM141 163H143L142 161L140 162V165H141ZM161 163H162V161H161ZM160 163V164H161ZM181 163V162H180ZM226 163V162H225ZM227 163H231V162H227ZM242 163V162H241ZM262 163V162H261ZM126 164V165H127ZM129 164H131V163H129ZM144 164V163H143ZM159 163H157V165H158ZM159 164V165H160ZM212 164V163H211ZM222 164V163H221ZM239 164V163H238ZM247 164V163H246ZM253 164V163H252ZM257 164V163H256ZM264 164V163H263ZM262 164V165H263ZM39 165H41V164H39ZM59 165V164H58ZM89 165V164H88ZM95 165V164H94ZM93 165V166H94ZM99 165V164H98ZM132 165V167H134L133 166V163L131 164ZM146 165V164H145ZM157 165H156V163H148V166L146 167V169H147V171H146V181H145V188L144 189H146L145 191H146V193H145V196L143 197V195L144 194H142L141 192H140V190L138 191V189H140V188H138L139 187V185H140V183L141 182H136V193H135V195H137V201H140V200H144L145 201V204L147 205V206H149V207H151L150 209H153L154 211H156L157 212V210H158V205L160 204V202L163 204V209H164V212H163V214L164 213H166V217H167V219L165 220V222H163L162 221V223L164 224H161L162 226H161V228L160 229H158V227L157 228H154V229H158L159 230V233L160 232H162V231H166V232H162V234H165L166 233V235H165V237L167 236V237H169L170 238V236L172 235L171 234V231L174 229L175 231H177V229L179 228H181V229H185L187 232H188V237H186V239L184 238V240H182V241H185V245L183 246V247H185L186 248V250H185V248H182V249H180V247L178 246V243L176 242V240H177V238L176 239H172V238H175L174 236V234H173V237L171 238V239H166L165 237H163L162 239V241H158V240H153V239H144V240H140V239H137V242H135V243H131V244H129V245H126V246H122L121 244V247L119 246V248H121V250L123 251L122 253H121V255L123 254V256H124V259H125V262H124V264H129L128 262H129V259L130 258H132V264H144V262H146V261H144L143 263H142V256H145V257H147L146 259H148V262L149 263H147V264H207L206 263V259H205V257L203 256V254L201 253V251H202V244H203V242H202V240L204 241H206V239L204 238V237H202V235L205 233L204 231V233H202V226H203V220L206 218V217H204L205 215H204V211L203 212H200L199 214H195L196 212L195 211H193V212H195L194 214H195V216L193 217V216H191V217H193L192 219H191V217H189L188 215H189V213H186V215L189 217V218H186L185 219V217L184 216H186V215H183L182 213H185V212H182V211H179L178 212V208H177V205L176 204H178V203H176V201L174 202L173 201V199H172V195H170V191H169V189L167 188L168 186L169 187H171V185L169 184V185H167L166 186V184L165 183H163L162 181H160L159 180V178L160 177H158V176H154V177H151V175L148 173V172H154L156 169H158V170H161L162 168H157ZM181 165V164H180ZM206 165V164H205ZM210 165V164H209ZM16 166V165H15ZM90 166H92V164L90 165ZM92 166V167H93ZM163 166V165H162ZM208 166V165H207ZM225 166V165H224ZM227 166H230V165H227ZM227 166H225V168L227 167ZM240 167H242V165H239ZM39 167V166H38ZM91 167V168H92ZM94 167H96L97 168V166H94ZM139 167V166H138ZM143 167H145L144 165H143ZM182 167V166H181ZM210 167V166H209ZM232 167V166H231ZM19 168V167H18ZM66 168V167H65ZM90 168V169H91ZM168 168V167H167ZM173 168V167H172ZM203 168H205V167H203ZM208 168V167H207ZM224 168V169H225ZM8 169V168H7ZM39 169V168H38ZM93 169V168H92ZM135 169V168H134ZM133 169V170H134ZM211 169H212V167H211ZM224 169H222L223 171H225V170H228L227 168L224 170ZM248 169V168H247ZM264 169V166H263V168L260 170V168H259V170H258V172L259 171H261V172H259L260 173V175H262L263 177H264V173H263V170ZM58 170V171H57ZM68 170V169H67ZM97 170V169H96ZM145 170V169H144ZM158 170H156L157 172H158ZM165 170V169H164ZM203 170V169H202ZM208 170V169H207ZM40 171V170H39ZM98 171V170H97ZM135 171V170H134ZM137 171V170H136ZM139 171V170H138ZM143 171V170H142ZM206 171V170H205ZM209 171V170H208ZM27 172V171H26ZM81 172V171H80ZM156 172V173H157ZM161 172V171H160ZM207 172V171H206ZM28 173H29V171H28ZM68 173V172H67ZM71 173H73V172H71ZM70 173V174H71ZM76 173V172H75ZM74 173V174H75ZM167 173H169V172H167ZM209 173H210V171H209ZM224 173V172H223ZM262 173V174H261ZM32 174V173H31ZM69 174V175H70ZM89 174V173H88ZM98 174V175H99ZM137 174V173H136ZM203 174V173H202ZM226 174V173H225ZM154 175V174H153ZM157 175H159V174H157ZM168 175V174H167ZM206 175V174H205ZM260 175H258V176H260ZM20 176V175H19ZM73 176V175H72ZM76 176V175H75ZM86 176H88L89 177V175H86ZM93 176V179H94V181H95V177H94V175H92ZM169 176V175H168ZM171 176V175H170ZM211 176V175H210ZM70 177V176H69ZM69 177H68V179H69ZM77 177V176H76ZM165 177V176H164ZM262 177V178H263ZM20 178V177H19ZM139 178H140V176H139ZM169 178V177H168ZM178 178V177H177ZM200 178H202V177H200ZM210 178V177H209ZM17 179V178H16ZM26 179V178H25ZM80 179V178H79ZM79 179H76V180H79ZM88 179V178H87ZM92 179V177L90 178L89 177V180L88 181H86V182H88V183H86V186H85V189H86V187L88 188V190L90 191V190H92V192L94 193V187H96L95 185H94V187H93V189L92 188H90V187H92L93 185L92 184H95L94 183V181H93V179ZM136 179H137V177H136ZM135 179V180H136ZM170 179V178H169ZM264 179V178H263ZM99 180V179H98ZM99 180V181H100ZM141 180V179H140ZM182 180V179H181ZM204 180V179H203ZM18 181V180H17ZM90 181V182H89ZM92 181H93V183H92ZM102 181V180H101ZM134 181V180H133ZM137 181H139V179L137 180ZM26 182V180L24 181H22V180H20V181H18V184L16 185L15 184V182L13 181L12 182V189H10L9 187H7V188H5V191H7L6 193H11L12 192V198L14 197L15 198V196L17 195V196H21L20 194H22V192H24L28 187L30 188V186H28L29 184H27V183H25ZM35 182V181H34ZM66 182V181H65ZM69 182H70V179H69ZM96 182V181H95ZM130 182H132V181H130ZM195 182V181H194ZM260 182L262 183V179H260ZM263 182H264V180H263ZM71 183V182H70ZM80 183V182H79ZM99 183V182H98ZM133 183V182H132ZM144 183V182H143ZM169 183V182H168ZM183 184H184V182H182ZM182 183H181V185H182ZM207 183H208V181H207ZM218 183V182H217ZM261 183H259V187L261 186L260 184ZM32 184H33V182H32ZM211 184V183H210ZM264 184V183H263ZM68 185H69V187H71V190L68 188ZM80 185V184H79ZM89 185V186H88ZM91 185V186H90ZM133 185V184H132ZM185 185V184H184ZM184 185H182V186H184ZM198 185H200V184H198ZM28 186V187H27ZM33 186V185H32ZM143 186V185H142ZM262 186H264V185H262ZM262 186H261V188H259V189H261L262 190ZM98 187H96L97 189H99ZM148 187V188H147ZM197 187V186H196ZM195 187V188H196ZM211 187V186H210ZM222 187V186H221ZM132 188H134V187H132ZM185 188V187H184ZM194 188V189H195ZM4 189V188H3ZM78 189H79V186H78ZM78 189H77V191H78ZM103 189V190H102ZM183 189V188H182ZM187 189V188H186ZM197 189V188H196ZM264 189V188H263ZM28 190V189H27ZM32 190V189H31ZM82 190H84V189H82ZM87 190V191H88ZM171 190V189H170ZM184 190V189H183ZM4 191V190H3ZM2 191V192H3ZM86 191V190H85ZM84 191V192H85ZM133 192H134V190H132ZM187 191V190H186ZM194 191V190H193ZM244 191V190H243ZM1 192V191H0ZM121 192V191H120ZM170 192V193H169ZM176 192V191H175ZM212 192H214V191H212ZM20 193V194H19ZM180 193H181V191H180ZM185 193V192H184ZM184 193H183V191H182V194L184 195ZM187 193V192H186ZM260 193H261V191H260ZM263 193V192H262ZM4 194H5V192H4ZM31 194H32V192H31ZM34 194V193H33ZM32 194V195H33ZM78 194V193H77ZM104 194V195H103ZM181 194V195H182ZM264 194V193H263ZM81 195V194H80ZM89 195H92L90 192H89V194H88V196ZM118 195V196H119ZM122 195V196H121ZM191 195V194H190ZM190 195H189V197L187 198L186 197V199H188L187 201H189V199L191 198L190 197ZM217 195V194H216ZM261 195V194H260ZM30 196V195H29ZM62 196H65V197H63V198H61ZM77 196V195H76ZM129 196H130V198H129ZM188 196V195H187ZM193 198H192V200H190L189 202H191L192 203V205H190L192 208H195L197 211H201V210H199V208H201V209H203V207H204V203L206 202H204V201H202L201 199H202V197L200 198V196H199V194L197 193V192H195L193 195ZM264 196V195H263ZM5 197V196H4ZM6 197H8V198H10V196H6ZM32 197V196H31ZM68 197V196H67ZM93 197V196H92ZM98 197V196H97ZM98 197V198H99ZM117 197V198H116ZM214 197V196H213ZM216 197V196H215ZM2 199H3V197H1ZM13 198V199H14ZM28 198V197H27ZM30 198V197H29ZM59 198H61V199H63L62 201L63 202H61L62 204H61V207H60V203L59 202H55V201H53V200H59ZM94 198V197H93ZM135 198V197H134ZM179 198V197H178ZM182 198H183V196H182ZM216 198H218V197H216ZM264 198V197H263ZM259 199V201H257V203H259L260 202V200H264V199ZM1 199V200H2ZM21 199H22V197H21ZM68 199H69V197H68ZM210 199V198H209ZM213 199V198H212ZM234 199V198H233ZM0 200V201H1ZM4 200H5V198H4ZM66 200H67V198H66ZM75 200V199H74ZM89 200H90V198H89ZM92 200V199H91ZM131 200H133V199H131ZM136 200V199H135ZM182 200H184V198L182 199ZM206 200V199H205ZM214 200V199H213ZM3 201V200H2ZM49 201H53V202H49ZM211 201V200H210ZM13 202V201H12ZM49 202V203H48ZM89 202V201H88ZM214 202V201H213ZM233 202V201H232ZM251 202H253V201H251ZM0 203H2V202H0ZM182 203H184V202H182ZM187 203V202H186ZM206 203H208L209 204V202H206ZM10 204V203H9ZM13 204H14V202H13ZM16 204V203H15ZM18 204V203H17ZM84 204V205H85ZM90 204H91V201H90ZM137 204H139V202H137ZM185 204V203H184ZM188 204V203H187ZM252 204V203H251ZM5 205V204H4ZM68 205V204H67ZM72 205V204H71ZM99 205V204H98ZM207 205V204H206ZM228 205H230V204H228ZM255 205H257V204H255ZM260 205H262L261 204V202H260ZM2 206V205H1ZM13 206V205H12ZM26 206H27V204H26ZM143 206H144V204H143ZM183 206H186V205H183ZM183 206H182V208H181V206H180V209L181 210H183V211H185L186 209H183ZM188 206V205H187ZM7 207H8V204H7ZM14 207V206H13ZM13 207H12V211H13ZM102 207H103V210H102ZM112 207H111V209H112ZM137 207H139V205L137 206ZM189 207V206H188ZM252 207H255V206H253L252 205ZM250 208L251 210H253V208ZM9 208H11L10 207V205H9V207L8 208H6V209H9ZM92 208H94V207H92ZM105 208V209H104ZM135 208V209H134ZM141 208H143V207H141ZM206 208V207H205ZM262 208V207H261ZM26 208H24V210H25ZM59 209H61L60 211H59ZM77 209V208H76ZM91 209V208H90ZM109 209V208H108ZM139 209V208H138ZM145 209H147L146 207H145ZM179 209V210H180ZM194 209V210H195ZM255 209V208H254ZM20 210V209H19ZM69 210V209H68ZM96 210L98 211V212H96ZM99 210H101V211H99ZM114 210V209H113ZM251 210H250V212H251ZM257 210V209H256ZM260 210V209H259ZM262 210V209H261ZM8 211V210H7ZM10 211H11V209H10ZM9 211V212H10ZM17 211V210H16ZM59 211V212H58ZM94 211V210H93ZM139 211V210H138ZM141 211V210H140ZM144 211V210H143ZM151 211V210H150ZM163 211V210H162ZM188 211H190V210H188ZM219 211V210H218ZM221 211V210H220ZM262 211H264V207H263V210ZM66 211H64L63 213H62V218H60V220H58V221H60V222H66V223H70V221L72 220V216H73V214H72V216H71V207H70V213H65ZM73 212V211H72ZM191 212H192V210H191ZM190 212V213H191ZM255 211H253V213H254ZM258 212V211H257ZM81 213V212H80ZM138 213V212H137ZM143 213H145V212H143ZM147 213H148V209H147ZM155 213V212H154ZM172 213H174V214H172ZM182 215H181V214ZM198 213V212H197ZM256 213V212H255ZM8 214V213H7ZM115 214V213H114ZM114 214H111V215H114ZM131 214V213H130ZM129 214V215H130ZM136 214V213H135ZM162 214V215H163ZM193 213L192 214H190V215H194ZM262 214H263V212H262ZM262 214H261V212L260 213H257V215L256 214H254L255 216H257V217H255L256 219L259 217V219H260V216L262 217ZM2 215V212L0 211V220H2L1 219V216ZM13 215V214H12ZM80 215V214H79ZM78 215V216H79ZM84 215L83 214H81V216L82 217H84ZM116 215V214H115ZM115 215H114V217H115ZM140 215V214H139ZM146 215V214H145ZM148 215H149V213H148ZM148 215H146V216H148ZM154 215H156V214H154ZM154 215H152L153 216V218H154ZM248 215H250V214H248ZM251 215H252V213H251ZM250 215V216H251ZM253 215V216H254ZM258 215H260V216H258ZM61 216V215H60ZM138 216V215H137ZM157 216V215H156ZM224 216V215H223ZM252 216V217H253ZM7 217V216H6ZM6 217L4 216V217H2L3 218V220L5 219V221H6ZM17 217V216H16ZM74 217V216H73ZM109 217V216H108ZM112 217V216H111ZM110 217V219L111 220H113V218H111ZM140 217H142V216H140ZM158 217H159V215H158ZM158 217H157V219H158ZM164 217V216H163ZM203 217H204V219H203ZM70 218H71V220H70ZM75 218V217H74ZM139 218V217H138ZM165 218V217H164ZM208 218V217H207ZM225 218H227V216H225ZM263 218V217H262ZM94 219H93V221H94ZM116 219V218H115ZM152 219V218H151ZM150 219V217H149V221L151 220ZM229 219V218H228ZM248 219V218H247ZM255 219V220H256ZM17 220V221H16ZM75 220V219H74ZM74 220L71 222L72 223V225H71V227L73 226H77L76 225V223L74 222ZM118 220V219H117ZM139 220V223H138V221H136L137 223H138V225H140L141 223H143V220H142V222H140V218L138 219ZM187 220V221H186ZM258 220V219H257ZM4 221V222H5ZM10 221V220H9ZM85 221H86V218H85ZM115 221V220H114ZM114 221L112 222V223H114ZM145 221H146V219H145ZM144 221V222H145ZM193 221V222H192ZM259 221V220H258ZM262 221V220H261ZM2 222V221H1ZM7 222V224L8 223H10V222H8V221H6ZM73 222H74V224H73ZM116 222V221H115ZM256 222V221H255ZM264 222V221H263ZM22 223H24L25 225H26V227L25 228H23L22 229V227H24V226H22V225H20V224H22ZM59 223V222H58ZM65 223V224H66ZM118 222H116V224H117ZM148 222H146V224H147ZM150 223V222H149ZM158 223V222H157ZM205 224H206V222H204ZM225 223H227V221H224L223 222V226H225L224 224ZM259 223V222H258ZM11 224V223H10ZM87 224V223H86ZM89 225H91V222H89L88 223ZM88 224H87V229H89L88 228ZM98 224V223H97ZM115 224V223H114ZM120 224H118V226L120 225ZM146 224H144V225H142L141 227L143 228L144 226H146ZM1 226H2V224H0ZM13 225V224H12ZM59 225V224H58ZM137 225V226H138ZM216 225V224H215ZM222 225H221V227H222ZM11 226V225H10ZM97 226V225H96ZM147 226H148V224H147ZM159 227H160V225H158ZM255 226V225H254ZM72 227V228H73ZM92 227V226H91ZM114 227V226H113ZM117 227V226H116ZM217 227H219V226H216V228ZM221 227H220V230H218V231H223V230H221ZM256 227V229H259L258 227H257V225L255 226ZM254 227V228H255ZM9 228V227H8ZM54 228H56V227H54ZM58 228V227H57ZM61 228V227H60ZM60 228H58V229H60ZM140 228V227H139ZM152 228H153V225H152ZM194 228H195V232L193 231L194 230ZM203 228H204V226H203ZM7 229V228H6ZM26 229H28V228H26ZM40 229V228H39ZM75 229V228H74ZM114 229H115V227H114ZM120 229V228H119ZM144 229V228H143ZM145 229H146V227H145ZM144 229V230H145ZM178 229V231H180ZM212 229V228H211ZM217 229H219V228H217ZM225 229H228V228H225ZM1 230H3V229H0V231ZM9 230V229H8ZM7 230V231H8ZM36 230V229H35ZM71 230V229H70ZM73 230V229H72ZM173 230V231H174ZM203 230H206L205 228L203 229ZM264 230V229H263ZM6 231V232H7ZM38 231H40V230H38ZM61 231V230H60ZM75 231H77V229L75 230ZM89 231V230H88ZM122 231V230H121ZM126 231V230H125ZM147 231V230H146ZM150 229H149V233H150ZM153 231V230H152ZM151 231V232H152ZM157 231V230H156ZM217 231V232H218ZM226 231H228V230H226ZM253 231H255V230H253ZM257 231V230H256ZM260 231V230H259ZM9 231L7 232V234H8V236H9V233H10ZM27 232V231H26ZM36 232V231H35ZM47 232V231H46ZM50 232V231H49ZM67 232V231H66ZM71 232V231H70ZM116 232H118V231H116ZM134 232V231H133ZM137 232V231H136ZM183 232H185L184 230L182 231V233ZM187 232H185V235H186V233ZM1 233H2V231H1ZM5 233V232H4ZM75 233V232H74ZM153 233V232H152ZM176 233V232H175ZM179 233H181V231L179 232ZM17 234H20V236H19V238L17 237ZM38 234V233H37ZM64 234V233H63ZM62 234V235H63ZM67 234H68V232H67ZM117 234V233H116ZM154 234H155V232H154ZM156 234H157V232H156ZM217 234H219V232L217 233ZM222 234V233H221ZM220 234V235H221ZM254 234H256V232L255 233H253V235ZM260 235L259 236H261V233H259ZM1 235V234H0ZM41 235V234H40ZM49 236H50V234H48ZM48 235H46V236H48ZM66 235V234H65ZM86 235H88V234H86ZM118 235H119V233H118ZM151 235V234H150ZM160 235H161V233H160ZM180 235V234H179ZM183 235H184V233H183ZM205 235V234H204ZM219 235V236H220ZM250 235H251V233H250ZM4 236V235H3ZM7 236V235H6ZM7 236V237H8ZM51 236H53V235H51ZM78 236V235H77ZM163 236V235H162ZM206 236V235H205ZM218 236V237H219ZM252 236V235H251ZM251 236L249 237V238H251ZM10 237H8V238H10ZM60 237H61V234H60ZM65 237V236H64ZM120 237V236H119ZM181 237V236H180ZM203 239H202V238ZM237 237V236H236ZM2 238V237H1ZM1 238H0V240H1ZM51 238V237H50ZM74 238V237H73ZM145 238H147V237H145ZM150 238V237H149ZM165 238V239H164ZM183 238V237H182ZM201 238V239H200ZM249 238H245L246 239V241L249 239ZM252 238H254V237H252ZM36 239V238H35ZM38 239V238H37ZM234 239V238H233ZM236 239V238H235ZM259 239V238H258ZM263 239V238H262ZM11 240V239H10ZM43 240V239H42ZM52 240V239H51ZM50 240V241H51ZM65 240V239H64ZM180 240V239H179ZM178 240V241H179ZM222 239H220V241H221ZM227 240V239H226ZM242 240H244V239H242ZM252 240V239H251ZM251 240L250 241H248V242H246L245 240L243 241V242H245V243H247V247L249 248V250L248 251H250V249H251V254H246V250L245 251H243V253L245 252V255L243 256V258H240V262L238 263V264H248L249 263V261H251V262H254L253 264H264V243L263 242H260V241H263V240H260V241H258L257 240V242H260V243H257V242H255V241H252V242H255V243H257L255 246H254V243L252 244V242H251ZM38 241H40V238L38 239ZM44 241H45V239H44ZM57 241V240H56ZM181 241V240H180ZM223 241V240H222ZM239 241H241V240H239ZM61 242H65V241H61ZM66 242H67V240H66ZM122 242V241H121ZM224 242H227V241H224ZM237 242V241H236ZM235 242V245L237 244ZM243 242L241 243V242H238L239 243V245L240 244H243ZM9 243V242H8ZM56 243V242H55ZM57 243H60V241L59 242H57ZM74 243V247L72 246V249H73V252H71L70 250V252H71V254H70V252L68 251V253L70 254H68V253H65V252H67V251H64L65 250V248H63L64 250L62 251L61 250V252H60V254H59V257H58V253L56 254L55 253V255H57L56 257L58 258V260H57V262H58V264H117V261H115L116 259H114V251L113 252H109V251H106L105 250V248H104V246H103V248H99V247H97L96 248V244L95 245H93V243L91 242V240H79V239H77L75 242H73ZM101 243V242H100ZM108 243H110V247L111 246H113V247H115V243H114V241L113 240H111V239H109V241H108ZM120 243V242H119ZM124 243V242H123ZM184 243V242H183ZM182 243V244H183ZM230 243H232V242H230ZM229 243V244H230ZM4 244V243H3ZM10 244V243H9ZM28 244V243H27ZM34 244V243H33ZM65 244H67V243H65ZM211 244V243H210ZM221 244V243H220ZM223 244V243H222ZM25 245H26V243H25ZM36 245V244H35ZM37 245H38V243H37ZM40 245V244H39ZM44 245V244H43ZM51 245H52V243H51ZM57 245V244H56ZM60 245V244H59ZM61 245H63V247H65V245H64V243H61ZM73 245V244H72ZM118 245V244H117ZM116 245V246H117ZM154 245H156L157 247L156 248H158V246H159V250H166V251H168L169 252V254L171 255V250H173V249H175L174 247H176V245L178 246V250L177 251H180V250H185V252L182 254L183 255V257L181 258L180 257V254H174L175 256V258L174 259H172V256H170V255H168V256H165V255H163L162 254V256H165V258H164V261H163V263H160L159 261H157L155 258H154V256H153V258L155 259V261H154V259L153 258H151V256L153 255L152 253V251H151V247L152 246H154ZM232 245V244H231ZM230 245V246H231ZM234 245V244H233ZM30 246V245H29ZM222 246V245H221ZM226 246H227V244H226ZM237 246H238V244H237ZM1 247V246H0ZM4 247V246H3ZM57 247V246H56ZM118 247V246H117ZM116 247V248H117ZM216 247V246H215ZM225 247V246H224ZM224 247L222 248V250L224 249ZM244 246H242V248H243ZM246 247V246H245ZM245 247L243 248V249H245ZM39 248V247H38ZM52 248V247H51ZM67 248V247H66ZM116 248H114L115 250H117ZM173 248V249H172ZM210 248H211V246H210ZM218 247H216L215 249L218 251V249H217ZM227 248H229L228 250L230 251V247H227ZM226 248V249H227ZM253 248V249H252ZM1 249V248H0ZM24 249V250H23ZM107 249V248H106ZM110 249V248H109ZM207 249V248H206ZM209 249V248H208ZM225 249V250H226ZM241 249V248H240ZM243 249H241V250H243ZM37 250V249H36ZM55 250H57V249H55ZM157 250V249H156ZM155 249H154V251H156ZM224 250V252H226ZM239 250V249H238ZM3 251V250H2ZM27 251H28V249H27ZM41 251H42V248H41ZM57 251H60V248H59V250H57ZM234 251V250H233ZM248 251H247V253H248ZM164 252V251H163ZM168 252H167V254H168ZM172 252H174V251H172ZM205 252V251H204ZM208 252V251H207ZM211 252V251H210ZM209 252V253H210ZM224 252H222V253H224ZM231 252V251H230ZM235 252H236V250H235ZM235 252H234V255H237V254H235ZM52 253V252H51ZM156 253V252H155ZM165 253V252H164ZM227 253H228V251H227ZM227 253L225 254H221L220 253V251H218L217 252V254L215 255V253H214V259L212 260V261H210L209 263H211V264H219V263H221V261L219 260V262L217 261L218 259H225V260H227V263H228V260L230 259V257L232 258V259H230L229 260V262H231V264L232 263H237V261H235V262H232V261H234V258L236 257V256H234V258L232 257L233 256V254L231 253V255H230V257L227 255ZM250 253V252H249ZM67 254V255H66ZM117 254H118V252H117ZM142 254V255H141ZM152 254V255H151ZM230 254V253H229ZM241 254V253H240ZM31 255V254H30ZM46 255V254H45ZM48 255V254H47ZM52 255H54V254H52ZM173 255V254H172ZM225 255H226V257H225ZM36 256V255H35ZM160 256H161V254H160ZM209 256H210V254H209ZM208 256V257H209ZM212 257H213V254L211 255ZM241 256V255H240ZM55 256H53V258H54ZM157 257V256H156ZM207 257V258H208ZM30 259H32V258H34V256L31 258V257H29ZM37 258H39L40 259V257L38 256ZM52 258V257H51ZM116 258H120V260L122 259V256L121 257H117L116 256ZM144 258V257H143ZM211 258V257H210ZM237 258L238 257H236V260H237ZM42 259H44L45 260V258H42ZM54 259V260H55ZM60 259V260H59ZM37 260V259H36ZM54 260H52V261H54ZM56 260L54 261L55 262V264H56ZM145 260V259H144ZM159 260H161V262H162V259H159ZM232 260V261H231ZM19 261V262H20ZM48 261H50L49 259H47L46 258V260L45 261H43L45 264H48ZM122 261V260H121ZM30 263H31V261H29ZM28 262V263H29ZM33 262V261H32ZM36 262V261H35ZM53 262V263H54ZM120 262V261H119ZM123 262V261H122ZM222 262H223V260H222ZM225 263L224 264H226V261H224ZM18 263V262H17ZM21 263H23V262H21ZM40 263V262H39ZM42 263V262H41ZM52 263V264H53ZM43 264V263H42ZM50 264V263H49ZM222 264V263H221ZM228 264H230V263H228Z\"/></svg>", "mask_w": 264, "mask_h": 264}]
</instances>
